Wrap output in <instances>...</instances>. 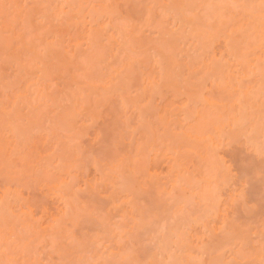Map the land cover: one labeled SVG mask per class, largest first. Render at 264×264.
<instances>
[{"label":"rangeland","instance_id":"1","mask_svg":"<svg viewBox=\"0 0 264 264\" xmlns=\"http://www.w3.org/2000/svg\"><path fill=\"white\" fill-rule=\"evenodd\" d=\"M2 1V2H1ZM11 1H13V0H11ZM88 1V7L87 6H85V9L87 10V8H88V10L90 9L89 8V5L91 6L93 3L92 2H90L91 0H87ZM95 1V0H94ZM99 0H97V1H95V3L96 2H98ZM101 1V3H102V1L103 0H100ZM100 1L97 3L98 4V7H100V8H97L96 7V5L97 4H95V6L93 7V8H95L96 10H98V11H100V12H106V9L104 8V4L106 5V6H108L109 7V9L110 10H114V11H112V12H114V16H112V14H111V17H110V15H109V17L111 18L110 20H109V17L107 18L106 17V22H108V21H111V23H109V26L112 24V26L113 27H115L116 29H114V28H112L111 26L108 28V31H110L109 29L110 28H112L113 29V31H112V29H111V33H113L114 35H116L115 34V32H117L118 31V29L120 28V31H121V29H122V33L124 32H126L125 34H119V35H126L125 36V40L127 41V40H131L130 42V44L128 43L129 41H127V44H123L125 47H123V48H126V51H127V53H126V51L123 49V50H120V55L122 56V58H120L121 60H122V62H121V60H119L118 61V55L116 56V59H117V62H119L120 64H123L124 63V61L126 60L127 62H129V60L128 59H130V62L131 63H129V64H131V67H132V62L135 60L136 61V63H137V65H135L136 63H135V61H134V64H133V67H134V69L136 70V74H138V73H140L139 71L140 70H142V68L141 67H144L145 65H143L145 62H146V59H150V61L152 62V64H153V59H155V57L158 55V54H156L155 55V53H154V51H153V49H154V47L156 46V45H158V46H156L157 48H158V50L156 49L155 50V52L157 53V51H158V53H159V51H160V54L162 53V51L164 50H162V48H165L166 49V51H168L167 50V48H168V46L169 45H171V47H173L175 50L174 51H176V48L177 47H175L174 45H180V43L179 44H176V42H178L179 40H182V38H180V37H182V33L180 34V33H176L177 31H175V33H173L174 32V30H175V28H173V30H172V33L171 34H173V35H171V39H173V42L175 43L173 46H172V44H171V41L172 40H170V42H169V36H168V32L170 33V31L171 30H169V29H171L172 27H175L176 26V21H174V20H172V21H174L175 22V24H174V22H173V24H171L170 26L169 25H167L168 23L170 24V22H166V21H168V20H171L172 19V17L170 16V15H172V16H176L175 15V13H176V10H178L179 11V9H183V12L187 9V8H191V6H194V8H197V7H195V5L196 4H193L194 2H190L189 3V0H188V2H186L187 0H165V2L167 3H165L163 0H157L158 1V3H156V0H154V2H153V0H105V1H103V4H101L102 6H100L99 5V3H100ZM110 1H112V2H110ZM129 1H133L132 3H130ZM135 1V2H134ZM174 1V2H173ZM190 1H197V0H190ZM208 0H203V3H206ZM212 1V0H211ZM210 0L208 1V2H210V3H212L210 6H211V9H210V6L209 7H207L206 8V10H205V12H203L204 10H202V14L203 13H205V14H207V9L209 8V10H210V12L212 13L213 11H211V10H213V8H215V10H214V13H212V14H214V15H212L210 12V14H211V19H210V17L208 16L209 15V13H208V15H202L201 14V9H205V8H201L200 7V5H198V4H200V3H202V0L200 1L199 0V3H197V5H198V7H199V9L200 10H197V11H195L194 10V12H195V14H194V12H193V10H192V8H191V11L193 12H191L192 14H194L193 16H195L196 14V16H197V18L199 19V21L200 22H198V23H200L199 25H201L202 23V21L204 20H202V18H205V17H202L201 18V16H207V18H209V20H208V22H207V20H205L207 23H208V25L211 27V25H212V27H213V29L214 28H216L217 27V29L218 28H220V26L219 25H217L216 27H214V25H216V24H218L217 23V21L216 20H214V19H217L218 18V16H219V18L224 14V12H223V14L221 13H218V14H220V15H217L216 13H217V11L219 12L220 11V9H223V11H225L224 10V8L226 9L227 8V10H231V12L230 13H232L233 11L232 10H237L236 11V13L238 12V16L239 17H237L239 20L241 19L242 21H244V19H246V17L244 16V14H243V16L241 17L240 15H242V14H240V13H242V12H239V11H243V10H239V6H238V4H237V2L236 1H234L235 3H236V5H233L232 3H233V0H213L212 2H211ZM248 1V2H247ZM244 0V3H245V6H248L246 3H249V0ZM252 0H250V2H251ZM32 2V3H31ZM49 2H50V4H51V0H41V1H39V0H35V1H31V0H16V4H15V0H14V4L16 5V6H14L13 8H11L10 7V2H9V0H0V12H1V14H0V18H2V20L0 19V28H1V30H0V35H1V37H0V51L2 50V52H0L1 53V55H0V61H1V63L0 64H2V62H6L7 63V65L9 64V62H11L12 60H14V61H12V62H14V63H11V65L9 66H7V65H4L5 67L7 66L8 68L9 67H14L15 68V70L16 71H18V64H16L15 66H13L16 62H15V60L17 59V58H15V57H18V56H20V60H19V58H18V63H22L19 67L20 68H22V66H23V68H22V70L21 71H24V73H26V74H24L23 72H21V74H17V75H20V77L22 78V81L19 79L20 77L19 76H15L14 75V72H16V71H13L14 69H11V68H7V69H5L4 67V71H2V70H0V72H4V74L3 75H5L6 74V78L5 77H3V79L4 80H6L5 82L3 81V83H4V85H6V86H4V88H3V83L1 84L0 83V85H1V87H0V110H1V112H0V119H1V122H2V125H1V122H0V131H7V132H9L8 130H1V128H5L4 126L7 124V121H8V119H10L9 120V122H11V119H12V124H14V126L16 127V128H13V127H8V128H5V129H9L10 130V128L11 129H17V131L19 130V132H17L16 131V133H17V135H18V133H19V138L18 139H12L11 137H13V136H17V135H13V136H11V134L10 135H8V134H6V137H5V135L2 133V132H0L2 135H4V137H5V141H4V143H3V141H2V139L4 140V138H1L0 137V144H2L3 146H1L0 145V199H1V196H2V193L4 192V191H6L7 189H8V191L9 190H11V193L13 194V192H15L14 190H16L17 192H18V194H20V198H21V203L19 202L18 203V205H15V206H20L21 204H22V206L21 207H23L22 209H23V211H28L29 213H30V217H28L27 218V220H26V218L24 219V221H25V223L26 224H24V225H28V224H33L34 222H36V221H38L39 222V224H40V222L43 224V226H45V225H47L48 223L47 222H49L50 221V219L51 218H53V217H57V215H58V212H59V210H61L62 209V202L59 200L58 201V199H56V198H54L53 196H51V194H49V192H47L46 191V188H45V186L47 185V183H49V184H51L52 182H57L58 181V174L59 173H57V171L59 172V170H56V171H54V169H53V167H55V166H57L60 162H62V164L64 163V161H66V165L69 167L70 165H68L69 164V162H70V164L72 165L73 163L75 164H73V166H76L75 167V172H76V177H75V179H74V182H72L73 184H74V187L77 189L78 188V190H80L79 192H78V190H75V189H73V184L69 181V179H71V177L70 178H68V181H69V184H68V186H69V190H75V191H77L78 193H79V195H80V197H79V202L82 204V206H81V212L80 211H77V213H74L75 215L77 214V216H76V218L73 216V218L74 219H77V218H79V221L78 220H76V223H78V224H76V225H78L77 227H75V228H71L70 230H69V227H68V224H69V226H70V224H72V222H70V221H74V219L72 220H69L70 218H72V217H70L67 221H69L68 223H67V227H65V228H67L69 231H73V232H71V234H73V236H75V234H76V236H75V240H74V242H76V240H77V242L79 243L78 245L79 246H77L76 244V247H74L75 245L74 244H71L70 245V243H68L69 241H71V240H69V239H67V243H65L66 242V238L64 237H62V239H64L62 242H57L56 244H60L61 243V245L60 246H62L60 249H58L56 246H54L55 244H53V243H55L54 241V238L56 237L57 239H58V235L57 236H55L54 238H53V240H52V242L53 243H51V239L49 240V242L52 244V247H50L49 248V250H51V248H54V247H56V250L58 251H60V253H58L56 250V252L54 251V249L52 250V251H50L49 252V250H48V247H47V244H49V243H46L45 242V244H43V242H41L42 244H40V246H38V244H35V245H37V246H35V247H33V248H38V250H37V248L35 249V250H37V252L35 251V255H36V253L38 254V256H37V258L39 259V261L37 260V261H35V256H34V252L32 253L33 255H32V257H33V261H32V258H31V255L30 254H26V251H28V253H30V252H32V250H30V249H33L32 248V246H34V244L32 245L31 244V242H30V237H29V230H31L30 228L31 227H33V226H31L30 225V228H29V230H28V234H26L25 235V233H22V234H24V238H22V235L20 236V234H19V236H20V238H22V243L24 244V248L22 247V246H20V248L18 249L17 248V251L15 250V251H13V250H9V249H6V251H5V247H4V245L5 244H3L2 245V243L3 242H5V240H3L2 241V243H1V240H0V246L2 245V247H1V249H2V251L0 250V264H10L9 263V261H10V259H11V257L13 258V260H16L17 258H18V256H19V259L20 260H23V258H25V260L26 259H28V261H26V262H32V264H35V263H37V264H97V263H99L98 262V260H97V262L96 261H94V259H95V257L98 255L96 252H95V248H91L90 246H92V247H94L96 244H92L93 243V239L95 238L94 236H96V234L98 233V241L99 242H101V241H103V242H101V246H98L99 244H97V246H96V248H97V250L99 251L100 250V252L99 253H101L102 254V251L103 252H107L108 254L112 251L114 254H115V252H116V254H118V252H117V249H120V252L122 251L123 252V250L124 251H127V253H129L130 254V256H132V257H129L128 255H127V253L126 252H124L126 255H127V258L129 257V259H131L130 261H131V263H129V262H127V263H125V264H132V261H133V263L134 264H142L143 262H144V260H145V257H147L148 256V254L150 253V251H158L157 250V248H156V250H154L155 249V247H156V245L157 246H159L160 248H161V243H159V236L161 237V235H162V237H163V235H165V238H167L166 237V234H164V229H166V230H168V228H169V226L170 225H168V224H171V226H172V224H173V228H174V226L177 224V225H179V227L180 228H178V226H177V230H184V229H181V227H185L186 225H184V226H180V224L182 223V222H184L185 220H187V217L186 216H184L183 214H185V210H184V212H183V209L180 211V209H179V211H180V214H179V211H177V210H173L174 208H175V204L177 203L176 202V198H177V195L179 194L180 196L182 195V192H181V190H180V192L178 193V191L179 190H177L176 192H177V195L175 194V198L173 199V197H171L172 199H170V197H169V200H171V203H169L170 201L168 200V197H165V199L167 200V202H165L166 200L164 199V200H162V197H160V195L162 196L163 194H164V196H166L165 194V192L163 191V193L162 194H158L157 193V190L158 189H160V191H162V189L161 188H164L165 190L167 189L168 191L170 190L171 191V189H170V187L171 186H169V185H172V179H171V176L169 177L170 179L168 180V176L170 175H168V164L170 165V162L171 161H169V159L170 158H164L165 157V155L163 154H161V156H164V157H162L163 158V160H162V158H161V156H159L158 154H160L159 153V151H158V153H157V155L155 154L156 152H155V150L153 151L152 149L153 148H155L156 147V149H157V146H155V144H153L155 147H153L152 148V143L150 144V142H151V140H154L155 139V137H156V139H157V137H160L158 140L160 141V142H162L163 140H165L166 141V137H165V135L167 136V140L168 139H170V141L168 140L167 142H165V141H163V143L164 144H161L160 145V142H157V141H155L157 144H158V146H159V150H160V152L162 153V151L163 150H166L167 151V149L169 148V147H173V146H175L176 148L178 147L177 145L179 144L180 145V143H184L183 142V139H184V141H185V138H186V136L184 137V136H182V134L183 133H185V127H186V124H184V125H181V123L185 120V119H183V121L181 122V120H182V116H180V115H182L181 113H180V111H177L178 109H181L182 107V104H183V102H184V100H185V102H187L186 100V98L184 99V96H186L187 94H190V92H192V94L194 93L193 91H196V90H194V88L192 87V86H194L196 89L198 88V87H203V82H204V84L206 83L205 81V79L204 78H202L203 80H205V81H202V84L201 83H199V86H195V85H192L193 84V81H197V80H199V75H196L194 78H193V75L196 73V69H198L197 70V73H198V71H199V69H200V75H201V73H203L204 71H206V70H208V69H204L203 70V68H194V67H198V64H197V60L195 61L194 59H192V60H194L195 62H196V66L194 65V64H192V66H193V69L195 70V73L192 75L191 74V77L193 78V80L191 79V77L188 75V70L185 72L186 73V76H187V78H188V76H189V81H187V83L189 84L190 82H191V80H192V83H190V85L189 86H191L190 87V90H187V89H183L184 91H183V94L181 93V94H179V95H181V96H179L178 95V93L179 92H181L182 91V88L179 90L178 89V82H177V90H176V87H175V84L174 85H172L173 83H171V86H173V89H171V88H169L168 87V91H169V93H168V91H167V89H166V91H160L159 92V97L160 96H162V97H158V93H156V91H155V93L153 94V96H152V93H151V95L150 96H152L151 98H150V96H149V94L148 95H145V98L148 96V101H149V104L148 105H150V106H148L147 105V111L146 110H144V109H142V113L144 114L145 113V111H146V113H145V115L143 116V114H142V116H143V120H142V122L141 123H139V125L141 126H139L138 127V124L135 122V120H136V118L138 117L137 116V114L138 113H136V111L134 112V111H132V109L131 108H134V106H132L131 104H133V101H132V103H130L131 102V99L132 100H134L133 98V94L134 93H136V92H139V91H136V86H139L138 84V80H139V78H138V76L134 73V69H133V67L131 68L132 70H129V73H127L128 74V76L127 77H129V74H131V71H133L132 73H134L135 75V77L133 76V74H132V77H133V79L131 78V75H130V78L132 79H129V78H127V79H129V80H127V81H129L130 83H135L136 82V84H130V85H128L129 87L131 86V89L128 87V91H126V93H128L127 95H125V97L126 96H128L127 98H129V99H127V98H124V96L122 97V96H120V95H118L120 92V90L118 91V94H113L112 92V94H110L109 92H110V90H109V92H107L106 91V93H105V90L103 91V89H102V87H97L96 88V85H95V88H93L94 86H92V88H91V86H90V82H91V85H92V83H98V86H99V81L101 82V80H102V78L104 79V80H106V83H105V81L103 80V84H104V86L106 87V84L108 83L107 82V78H108V75H109V77H110V74L112 73V72H114V70L112 71V69H110L111 67H113V68H115L113 65H116L115 63H117L116 62V60L114 61V60H112L113 62H115V63H113V64H111L110 66L111 67H106L105 69H104V63H103V65L101 64V63H99L98 64V62L102 59V61L104 60V56H107V50L105 51V53H102V52H104V50H105V46L106 45H108V42L106 43V44H104V48H103V43H104V41L106 42V39L103 41V40H101V42H100V40L99 41H96L95 42V39H97V38H93V40H94V42H95V44L96 43H98V42H100V43H102V44H99L100 45V47H99V45H97L98 47L97 48H99V49H97L96 48V45L94 46V47H88V46H90V44H88V43H86L85 44V29H83L82 28V26H78V27H81L82 29H80V30H84V31H82V37L81 36H79V35H81L79 32L77 33V31L78 30H76L77 29V27H76V29H75V27L73 26V28H72V26L71 27H67L66 25H64L65 24V20H61L62 22H63V24L60 22V24L62 25V26H60V27H63L62 29L58 26V25H54L55 24V22H54V19H52L53 20V22H54V24H52V20H51V17L49 16V15H51L52 13H50L52 10L51 9H53L52 7L55 5V4H57V2H56V0H54L53 2H52V5L53 6H49V8H51V9H49V10H51V11H49V13H48V15H46L45 13L46 12H44V11H47V10H45V9H47L46 7H48V6H46V5H49ZM105 2V3H104ZM141 2V3H140ZM161 2H163V3H161ZM173 4H172V3ZM177 2V3H176ZM183 2H184V4H183ZM208 2H207V4H208ZM239 2H241V1H239ZM238 2V3H239ZM13 3V2H12ZM55 3V4H54ZM108 3V4H107ZM137 3H140V4H138L137 5ZM156 3V4H155ZM182 3V8H181V6H178L179 4H181ZM186 3H188L189 4V6L191 5V3H192V5L189 7V6H185L186 7V9L184 8V5H186ZM203 3L201 4V6L202 7H204L203 6ZM234 3V4H235ZM254 3V2H253ZM34 4V5H33ZM131 4V5H130ZM135 4H136V6H135ZM162 4V6H160ZM176 4H177V6H176ZM187 4V5H188ZM12 5V4H11ZM40 5V6H39ZM87 5V4H86ZM119 5V6H118ZM129 5V7L127 8V6ZM132 5H134L135 7H137V10L135 9V7L134 6H132ZM150 5H151V7H150ZM172 7H171V6ZM174 5V6H173ZM196 5V6H197ZM215 7H214V6ZM241 5H244V4H242L241 3ZM250 5H251V3H250ZM56 6V5H55ZM145 9H143L142 7ZM146 6V7H145ZM147 6L150 8H147ZM176 6V7H175ZM206 6V5H205ZM213 6V7H212ZM220 6H222V7H220ZM226 6V7H225ZM238 6V7H237ZM254 6H256V4L254 5ZM124 7H125V9H124ZM154 7H155V9H154ZM157 7V8H156ZM159 7V8H158ZM168 7V8H167ZM177 7H180L179 9H177ZM218 7H220V9L219 10H217L216 11V9H218ZM238 8V9H235V8ZM27 8V9H26ZM45 8V9H44ZM140 8H142V9H140ZM171 8V9H170ZM172 8H174L175 9V11H174V9H172ZM243 8V7H242ZM248 8V7H247ZM253 8H255V7H252V8H250L249 7V9H253ZM32 11H31V10ZM35 9H36V11H35ZM83 10V12H84V14L83 15H86V13L85 12H87L86 10ZM124 9V10H123ZM138 9H139V11L142 13V12H144L143 14H144V16H143V14H140L139 13V11H138ZM151 9H152V12H151V15H150V11H151ZM154 9V10H153ZM246 9V8H245ZM249 9H246V10H248V12H249ZM33 10H34V12H33ZM91 10V9H90ZM136 10V11H135ZM148 10V11H147ZM208 10V11H209ZM239 10V11H238ZM245 10V11H246ZM257 9H253L252 11H256ZM32 12V16H31V13L30 12ZM116 11V12H115ZM123 11V12H122ZM170 11H172V14H171V12ZM177 11V12H178ZM188 11H189V9H188ZM222 11V10H221ZM220 11V12H221ZM244 11V12H245ZM21 12H23V13H21ZM27 12H29L28 14H29V17L30 18H28V17H26L25 18V16H26V13ZM89 12V11H88ZM111 12V11H110ZM118 12V13H117ZM132 12V13H131ZM181 12H182V10H181ZM183 12H182V15H183ZM186 12V11H185ZM190 12V11H189ZM189 12H187L186 14L188 15L189 14ZM229 12V11H228ZM25 13V14H24ZM73 15H74V12H71ZM91 13H92V11H91ZM107 13H109L108 12V9H107ZM146 13H147V15H146ZM166 13V14H165ZM174 13V14H173ZM179 13V12H178ZM229 13V14H230ZM249 13H251V11L249 12ZM252 13H254V12H252ZM251 13V14H252ZM19 14V15H18ZM121 14V15H120ZM139 14V16H137ZM177 14V13H176ZM185 14V13H184ZM201 14V15H200ZM226 14H227V16H230V15H228V13H227V11H226ZM235 15V13H232V15ZM247 14V13H246ZM15 15H17L16 17H19V18H15ZM23 15V16H22ZM37 15V16H36ZM42 15H44V16H42ZM46 15V16H45ZM70 13H69V20L71 19L70 18ZM88 15H90V12H89V14H87V16ZM181 15V14H180ZM180 15H179V18L177 17V19H179V20H183L184 22H186V21H188L189 20V18L192 16L191 14H190V17L189 18H187L188 20H184V19H181L182 17H180ZM181 15V16H182ZM199 15V16H198ZM217 16V18H215L214 16ZM225 15V14H224ZM233 15V16H234ZM75 16V15H74ZM87 16H85V19L87 18ZM121 16V17H120ZM166 16V17H165ZM171 18H170V17ZM24 17V18H23ZM71 17H73V16H71ZM127 17V18H126ZM131 17H133L134 18V20H133V18L131 19ZM139 17V18H138ZM223 17H226V15L225 16H223ZM232 17V16H231ZM235 17V16H234ZM241 17V18H240ZM243 17H244V19H243ZM33 18V20H34V18L36 19V22H40V23H38V24H42L41 26H40V28H39V26L38 25H36V32H33L34 30H33V28H32V26H31V24H33V26H35V24L34 23H36V22H31V24L29 25L28 23H30V20ZM46 18L48 21H50L51 22V24L45 19ZM53 18V17H52ZM88 18H90V16H88ZM121 18V19H120ZM143 18V19H142ZM168 18V19H167ZM183 18H184V16H183ZM192 18H195V17H191V19ZM227 18V17H226ZM228 18H230V17H228ZM22 19V20H21ZM62 19H64V18H62ZM136 19V20H135ZM138 19V20H137ZM142 19V20H141ZM185 19H186V17H185ZM223 19H225V18H223ZM234 19H236V18H234ZM23 20H26V21H24L23 22ZM38 20V21H37ZM40 20H42V21H40ZM60 20V19H59ZM88 20V19H87ZM90 20V19H89ZM88 20V21H89ZM122 21V22H120V21ZM141 20V21H140ZM193 20V19H192ZM194 20H196V19H194ZM202 20V21H201ZM225 20H227V19H225ZM237 20V19H236ZM236 20H233V18H232V20L231 19H229V21L230 22H232V21H236ZM239 20H237V22L239 23L240 21ZM3 21V22H2ZM22 21V22H21ZM35 21V20H34ZM58 21V20H57ZM164 21L166 22V23H164ZM178 22L177 23V25L179 24V23H181V25H183L184 27H185V25L183 24L184 22ZM205 21H203V24H205V26L202 24V26H204V27H206V31L207 32H205V29L203 28V27H201V28H203L204 29V32H203V30L202 31H200V35L199 36H197V37H200L201 35L203 36V35H205L206 33L208 34L207 35V37H206V35H205V37L207 38H204V36L202 37L201 36V38H198V39H200L201 40V42H204V43H206L207 41H209L208 39L210 38V37H212V35H214V37H215V35H217V33L218 32H220L221 33V31H222V33L225 35L227 32H226V30L228 29V26H229V24L231 25V23H229V22H226L225 24H228V25H226V26H224V23L221 25V26H224L226 29L224 30V27H223V30L222 29H218L217 30V32H216V29H214L215 30V32H216V34H212L211 35V33H212V31H210V32H208L209 31V27H208V25L206 26V23H205ZM210 21V22H209ZM212 21H213V23H212ZM216 21V22H215ZM221 21V20H220ZM42 22H45L46 24L44 25V23H42ZM59 22V21H58ZM237 22H232V24L233 25H235ZM251 23H252V21H250ZM2 23H4V24H6V27H9L10 26V28H9V30H15L16 32L18 31L19 33H20V38L19 39H17L18 37H19V33L17 34L16 33V35L14 34L15 33V31H12L13 32V34L11 33L10 34V32L7 34L6 33V31H9L8 30V28H7V30L6 31H4V30H2L3 28L1 27V26H3L2 25ZM11 23V24H10ZM24 23V24H23ZM80 23V22H79ZM78 23V24H79ZM84 23H87V21L86 22H84ZM194 23L196 24L197 23V21H194ZM211 23V24H210ZM250 23V24H251ZM7 24L9 25V26H7ZM26 24H28L29 25V27H31L30 29H29V27L26 25ZM37 24V23H36ZM57 24V23H56ZM194 24V25H195ZM12 25V26H11ZM27 27H26V26ZM51 25V26H50ZM54 25V26H53ZM80 25H82L81 23H80ZM118 25H119V27H118ZM123 25V26H122ZM198 25V26H199ZM233 25H231V27H233ZM245 24H242V27L244 26ZM5 26V25H4ZM3 26V27H4ZM26 28H25V27ZM38 26V27H37ZM125 26V27H124ZM168 26H169V29H168ZM190 26H191V28H190ZM246 26V25H245ZM244 26V27H245ZM247 26H249V23L247 24ZM251 26H253V24H251L250 25V27ZM14 29H13V28ZM118 27V28H117ZM166 27V28H165ZM171 27V28H170ZM178 27V26H177ZM180 27V26H179ZM182 27V26H181ZM186 27H187V25H186ZM235 27V26H234ZM236 27H239V26H236ZM250 27L249 28H247L248 30L250 29ZM12 28V29H11ZM25 28V29H24ZM40 30H39V29ZM43 28V29H42ZM71 28V30L69 31V29ZM162 28V30L160 31V29ZM189 28V30H191L192 28H193V23L190 25V21H189V23H188V27L187 28H185L186 30ZM195 28V29H194ZM194 31L195 30H197L198 29V31H199V28L200 27H198L197 28V26L195 27L194 26ZM207 28H209V29H207ZM255 28H257V27H255ZM254 28V26L253 27H251V31H247L246 29H244V30H246V33H244V31H243V29L241 28V30L240 31H243V32H240V34L242 35V33H244L242 36H240V37H243V39H239L238 38V36H235V38H234V40L235 41H239V42H241L240 40H242L243 42H241L242 44H238V43H236L235 41H233V45L235 46V44L237 45V46H235V47H239L238 45H240V47H239V49H241V46L242 45H244L243 47H242V49H241V51L243 52V50L247 53L246 54V56L248 57L249 56V54H251V53H248V52H250L252 49H253V47L251 48V47H248V51H247V49H246V47L249 45V46H251L252 44H253V46H255V44L257 45V43H254L255 41L257 42L258 40H255V39H259V35L257 34V32L259 31V30H257V29H255ZM4 29H5V27H4ZM27 29H29V30H27ZM61 30V32H65L66 31V29H68L67 30V32L66 33H68V35L66 34V33H60V31H58V30ZM177 29V28H176ZM184 28H182V30H179V31H184L183 30ZM229 29H230V27H229ZM235 29H237V28H235ZM252 29H254V30H256L257 32H255L254 30V32L252 31ZM56 33H60V34H56L57 35V37L55 36V34H54V32ZM57 30V31H56ZM114 30H117V31H114ZM166 30V32H167V30H168V32L165 34L164 32H162V31H165ZM189 30H187L188 32H190ZM210 30H212V29H210ZM219 30H221V31H219ZM1 31H4L3 33H1ZM38 31V32H37ZM187 31H185V32H187ZM198 31H196L195 33H198L199 34V32ZM224 31V32H223ZM237 31H238V29H237ZM51 33V35H50V33ZM84 32V33H83ZM159 32H160V35H159ZM162 32V33H161ZM187 32V33H188ZM252 32V33H251ZM5 33V34H4ZM45 33V34H44ZM54 35H53V34ZM72 33V34H71ZM110 33V32H109ZM187 33H185L186 34V37H187V35L189 34H187ZM193 33V30H192V32H191V34ZM195 33H193V34H195ZM202 33V34H201ZM205 33V34H204ZM210 33V34H209ZM251 33V34H250ZM4 34V35H3ZM65 34V35H64ZM76 34V35H75ZM165 34V35H164ZM175 34H177V35H175ZM181 36H180V35ZM234 34L235 33H233L232 35L234 36ZM237 34V33H236ZM235 34V35H236ZM248 34V38H246L247 35ZM255 34H257V38H256V35ZM8 35L9 36H12V37H15V36H17L18 35V37L15 39V40H17L18 42H20L19 44H17L18 42L17 41H15V42H17V43H13L12 41H10L9 40V44H10V46H7V44H8V42L6 41V40H8V39H12L11 37H8ZM46 35V36H45ZM53 35V36H52ZM72 35V36H71ZM167 35V38L165 39V36ZM179 35V37H177V41L174 39V38H176V36H178ZM195 35H197V34H195ZM209 35H211L210 37H209ZM221 36H222V34H220ZM238 35H239V33H238ZM252 35H253V37H255L254 39H253V37H252ZM2 36H4V38L2 37ZM6 36V37H5ZM55 36V37H54ZM58 36H60V38L58 37ZM123 36V37H124ZM172 36H175V37H172ZM184 36V35H183ZM192 36V35H191ZM8 37V38H7ZM65 37V38H64ZM72 38V40L74 41L75 39L77 40V41H72L71 42V40H70V38ZM84 37V38H83ZM123 37H121V38H123ZM185 37V36H184ZM183 37V38H184ZM185 37V38H186ZM195 37V36H194ZM194 37L192 38L193 39V41H191L189 44H190V47H192V46H194V49H195V47L196 46H199L200 45V47H201V45H203L204 43H201L200 42V40H199V42L200 43H198V42H196V40L194 41ZM197 37H195V39L197 38ZM209 37V38H208ZM213 37V38H214ZM252 37V38H251ZM1 38H2V40H1ZM56 38L58 39V40H56ZM78 38H81L82 40H83V42H84V44H80L81 46H82V49H80V51H77V53H76V50H74L71 46H73V44L72 43H78ZM180 38V39H179ZM189 38V37H188ZM187 38V39H188ZM203 38H204V41H203ZM212 38V39H213ZM236 38H238V39H236ZM245 38V39H244ZM22 39V40H21ZM55 41H54V40ZM68 40V41H70V44H71V46L70 47H68V42L66 41V40ZM80 39V40H81ZM124 39H123V41H124ZM191 39V40H192ZM198 39H197V41H198ZM6 42H5V41ZM13 41H14V39H12ZM79 40V41H80ZM81 40V41H82ZM98 40V39H97ZM165 40V41H164ZM167 40H168V42H167ZM188 40H190V39H188ZM205 40H207V41H205ZM246 40V41H245ZM255 40V41H254ZM22 41V42H21ZM52 41H54V42H52ZM103 41V42H102ZM125 41V42H126ZM184 43H185V45H186V43L187 42H189V41H184V40H182ZM237 41V42H238ZM254 41V42H253ZM5 42V45H2V43H4ZM66 43V44H64V43ZM143 42V43H142ZM164 42H165V46H164ZM179 42H181V41H179ZM192 42L194 43V44H192ZM196 42V43H195ZM11 43H13V46L11 45ZM53 45H52V44ZM136 43V44H135ZM170 43V44H169ZM184 43H183V45H184ZM8 44V45H9ZM58 44H60V45H58ZM64 44V45H63ZM68 44V45H67ZM92 44H93V42H92ZM129 44V45H128ZM139 44V45H138ZM143 44V45H142ZM146 46H145V45ZM168 44V45H167ZM197 44V45H196ZM18 45H19V47H18ZM79 45V46H80ZM131 45V46H130ZM136 45V46H135ZM182 45V44H181ZM180 45V46H181ZM178 46V47H180V48H178V50H181L182 48H184V50H185V48H187V46L185 47V45L184 46ZM188 45V44H187ZM246 45V46H245ZM4 47L5 46V48H2V47ZM55 46V47H54ZM65 46H67L66 48L68 49V48H71V49H66L65 48ZM78 46V47H79ZM80 46V47H81ZM132 46H133V48H132ZM167 46V47H166ZM9 49V51H8V49ZM51 47V48H50ZM74 47V46H73ZM102 47V48H101ZM129 47H130V49H129ZM139 47H141V48H139ZM155 47V48H156ZM160 47H162V48H160ZM171 47H169V52H167V53H169L170 54V56H169V58H172V56H171V54H173V53H176V52H178V50L176 51V52H174L173 51V49L171 50L170 48ZM199 47V48H200ZM245 47V48H244ZM256 47V46H255ZM254 47V48H255ZM60 48V49H59ZM76 49H77V47H75ZM86 48V49H85ZM88 48V49H87ZM89 48H91L90 50H89ZM100 48H101V51H99L100 50ZM122 48V46L120 47V49ZM139 48V49H138ZM189 48V47H188ZM193 48V47H192ZM244 48V49H243ZM249 48H251V50H249ZM31 49H33V50H31ZM45 49V50H44ZM54 51V52H52V50ZM93 49H94V51L95 50H97V51H95V52H93ZM160 49V50H159ZM190 49V48H189ZM198 49V48H197ZM237 49V48H236ZM10 50L13 52H10ZM25 50V51H24ZM43 50H44V53H43ZM78 50V49H77ZM130 50V51H129ZM133 50V51H132ZM162 50V51H161ZM184 50H181V51H184ZM188 50V49H187ZM255 50V49H254ZM4 51H8V52H10V53H12V54H15L14 52H18L19 53V55L17 56V54H16V56H13V55H9L8 54V52H7V54L4 52ZM47 51V52H46ZM50 51V52H49ZM63 51H68L67 53H65V52H63ZM75 51V53H73ZM121 51L123 52L122 54H124V55H122L121 54ZM132 51V52H131ZM50 54H49V53ZM63 52V53H62ZM78 52H79V54H78ZM97 52H99V53H97ZM164 52V51H163ZM173 52V53H172ZM210 52V51H209ZM208 52V54H205V56L206 57H209L210 58V54L211 53H209ZM240 52V51H239ZM245 52L243 53V56H241L242 54H239L240 56H241V58H246V57H244V55H245ZM252 52H253V50H252ZM3 53V54H2ZM42 53H43V55L45 56H42ZM52 53V54H51ZM55 53V54H54ZM81 53H82V55H81ZM94 53V54H93ZM119 53V52H118ZM145 53V54H144ZM167 53L165 54V52L164 53H162L161 55H163V54H165L164 56L166 57V55H167ZM179 53H181L180 51H179ZM177 54L178 55V57L177 58H179V56H180V54ZM183 53H185V52H183ZM189 53H191V52H188V54ZM241 53V52H240ZM99 54H101V55H99ZM102 54H105V55H103V57H101L100 59H97V55H98V57L99 56H102ZM127 54V56L125 57V55ZM128 54L130 55V56H128ZM149 55V57H148V55ZM168 54V55H169ZM57 55V56H56ZM64 55V56H63ZM71 55H72V57H71ZM119 55V56H120ZM150 55H152V56H154V57H152V56H150ZM168 55H167V57H168ZM177 55H175L174 54V58H176V56ZM208 55V56H207ZM60 56V57H59ZM67 56H68V59H67ZM82 57V59L80 60V57ZM182 56V55H181ZM187 56V55H186ZM186 56L184 57V56H182V57H184L185 58V60L187 61V58H186ZM205 56H203V60L205 61V63H207L208 61L207 60H209V62L211 61V59H204V57ZM12 58V57H14V59L12 58V60H11V58L10 59H7V58ZM51 57H53L52 59H51ZM74 57V58H73ZM79 57V58H78ZM130 57V58H129ZM57 58V59H56ZM76 58V61L74 60ZM127 58V59H126ZM132 58V59H131ZM151 58H152V60H151ZM168 58V59H169ZM174 58H172V60H174ZM175 59V63H176V60H178V62H177V64L176 65H180V63L182 62L181 61V57H180V60L179 59ZM188 58H190V57H188ZM4 59V61H2ZM46 59V60H45ZM70 59V60H69ZM79 59V60H78ZM105 59H106V57H105ZM164 59V58H163ZM165 59H167V58H165ZM164 59V60H165ZM226 59V58H225ZM9 60H11V61H9ZM22 60V61H21ZM63 60V61H62ZM69 60V61H68ZM86 61V65H84L83 63H85V62H83V61ZM133 60V61H132ZM141 60V61H140ZM170 60V59H169ZM168 60V62L170 63V61ZM199 60V59H198ZM200 60L202 61V59L200 58ZM8 61V62H7ZM17 61V60H16ZM57 61H58V63H57ZM64 61L66 62L65 64H63L64 63ZM72 61V62H71ZM75 61V62H74ZM80 61V62H79ZM96 61V62H95ZM125 61V62H126ZM140 61V62H139ZM166 62H167V60H165ZM179 61H180V63H179ZM186 61H184L183 60V63H185ZM193 61V62H194ZM101 62V61H100ZM144 62V63H143ZM150 62V63H151ZM172 62V61H171ZM189 62V61H188ZM194 62V63H195ZM5 63V64H6ZM39 63H41V64H39ZM61 63V64H60ZM71 63V64H70ZM75 63V64H74ZM78 63V64H77ZM106 63V62H105ZM109 63H111L110 61H109ZM140 63V64H139ZM143 63V64H142ZM148 63V60H147V62L145 63V64H147ZM169 63H167V65H168V67H170V66H172L173 67V62L172 63H170L171 65H169ZM187 63V62H186ZM185 63V64H186ZM198 63H200V61L198 62ZM4 64V63H3ZM129 64H127L128 65V67L130 66ZM165 64V63H164ZM173 64V65H172ZM203 67H205V65H207L208 66V64H205V65H203V63L201 62L200 63ZM18 65V66H17ZM48 65V66H47ZM66 65V66H65ZM69 65V66H68ZM102 65V66H101ZM109 64L107 63V66H108ZM119 64L117 63V66H118ZM125 65H126V63L124 64V65H122L123 66V68L125 69ZM127 65H126V69H128L127 68ZM139 65V66H138ZM141 65H143V66H141ZM154 65V64H153ZM176 65H174V67L173 68H175V66ZM178 65V66H179ZM186 65H188V64H186ZM190 65V64H189ZM210 65V64H209ZM1 66V65H0ZM16 66H17V68H16ZM64 68H63V67ZM85 66V67H84ZM88 66V67H87ZM122 66L120 65L118 68H116V70H115V73H116V71H121L123 68H122ZM136 66V67H135ZM138 66V67H137ZM149 66H151V64H149ZM155 66V65H154ZM165 66V65H164ZM183 66H184V64H183ZM191 66V65H190ZM192 66L191 67H189V66H187L188 67V69L190 68L191 69V71H193L192 70ZM207 66H206V68H207ZM52 67V68H51ZM86 67L88 68L87 70H86ZM153 67V66H152ZM150 68L151 70L152 69H154L155 67H153V68ZM166 67V66H165ZM172 67H170V68H172ZM177 67V66H176ZM182 66H179V68H181ZM186 67V68H187ZM201 67V66H200ZM0 68V69H1ZM107 68H108V71L109 70H111L110 71V73L107 71ZM120 68V69H119ZM122 68V69H121ZM138 68H141L140 70L138 69ZM145 68H147L148 69V65H147V67L145 66ZM167 68V67H166ZM169 68V69H170ZM183 68V67H182ZM208 68H210V66L208 67ZM10 69H11V71H10ZM24 69V70H23ZM90 69V70H89ZM100 69V70H99ZM118 69V70H117ZM138 69V70H137ZM156 69H159V67L157 68L156 67ZM168 69V68H167ZM167 69H165V71L167 70ZM169 69L167 70L168 72H169ZM177 69V68H176ZM201 69L203 70L202 72H201ZM25 70L27 71V72H25ZM56 70V71H55ZM62 70H63V72H62ZM78 70V71H77ZM99 70V71H98ZM160 70H162V68H160ZM175 70V69H174ZM178 70V69H177ZM186 69L184 68L183 70H180L179 72H183V71H185ZM210 70V69H209ZM41 71H43V72H41ZM61 71V72H60ZM105 71V75H104V77H102L100 74L102 73V75H103V72ZM124 71V70H123ZM122 71V72H123ZM128 71V70H127ZM126 71V72H127ZM143 71L145 72L146 71V69L144 70V68H143ZM143 71H141L142 72V78L145 76V74H146V77H144V78H147L149 75H150V73H145L144 75H143ZM148 71H149V69H148ZM162 71H164V69L162 70ZM161 71V72H162ZM160 72L161 74L160 75H164V76H167V74H168V72ZM170 71H172L173 72V69H170ZM101 72V73H100ZM108 73V75H107V73ZM122 72H120V73H122ZM147 72V71H146ZM156 72H157V70H156ZM190 72V71H189ZM194 72V71H193ZM192 72V73H193ZM8 73V74H7ZM17 73H20V69H19V72H17ZM32 73V74H31ZM151 73H153L152 71H151ZM155 73V72H154ZM158 74H159V72H157ZM167 73V74H166ZM173 73H175V72H173ZM12 74V76H10ZM54 74V75H53ZM71 74V75H70ZM114 73H112V75H113ZM126 74V75H127ZM169 74H170V72H169ZM179 74V73H178ZM177 72H176V75H175V77H177ZM2 75V74H1ZM14 75V76H13ZM26 75V76H25ZM39 75V76H38ZM40 75H41V77H40ZM53 75V76H52ZM75 75V76H74ZM122 76H124L123 74H121ZM120 75V76H121ZM153 75L155 76V74H152V75H150L151 77H153ZM184 72H183V75H182V77H184ZM23 76H24V78H23ZM59 76V77H58ZM66 76V77H65ZM71 76V77H70ZM114 76V75H113ZM158 76V75H157ZM163 76V77H164ZM179 76V75H178ZM202 76H204L203 74H202ZM15 77V79L16 80H14L15 81V83L12 81L13 80V78ZM28 77V78H27ZM41 78V80H40V78ZM60 77H61V79H60ZM65 77V78H64ZM107 77V78H106ZM116 77V76H115ZM138 78V79H135L134 80V78ZM140 77V76H139ZM160 77H162V76H160ZM169 77V76H168ZM167 77V78H168ZM170 77H172V76H170ZM180 77V76H179ZM178 77V78H179ZM197 77V78H196ZM2 78V77H1ZM0 78V79H1ZM47 78V79H46ZM59 78V79H58ZM119 79V77L117 76L116 77V79ZM154 78V77H153ZM156 78V77H155ZM165 78V77H164ZM167 78L165 79V80H167ZM173 78V81H174V77H172ZM177 78V79H178ZM186 78V77H185ZM184 78V79H185ZM12 79V80H11ZM110 80L111 79H113L114 81L113 82H116L115 80L116 79H114L112 76H111V78H109ZM121 79H123V78H121ZM121 79H119L118 81H120ZM151 79V78H150ZM161 79V78H160ZM180 80H184L183 78L181 79V78H179ZM178 79V81L180 82V80ZM12 81L13 83L12 84H14V85H12V87H13V89H12V87H11V84H9L8 83V81ZM84 80V81H83ZM91 80V81H90ZM99 80V81H98ZM126 80V78L124 79V81ZM143 81H142V85H144L143 84V82H144V79H142ZM152 80V79H151ZM158 79H156V81H157ZM169 80V79H168ZM167 80V81H168ZM172 80V79H171ZM0 81H2V79L0 80ZM9 81V82H10ZM24 81V83H22ZM57 81V82H56ZM62 81V82H61ZM93 81V82H92ZM97 81V82H96ZM133 81V82H132ZM146 81V80H145ZM161 81V80H160ZM160 81L158 82V83H160ZM162 81L164 82V80L162 79ZM161 81V82H162ZM177 81V80H176ZM175 81V82H176ZM21 82V83H20ZM35 82V83H34ZM166 82V81H165ZM164 82V83H165ZM184 82V81H183ZM182 82V83H183ZM194 82V84H196ZM32 83V84H31ZM67 83V84H66ZM84 83H87V84H89L88 86H89V88H91L92 89V92H93V90H95V92H94V94L92 93V92H90V93H92L94 96L93 97H91V95H90V93H88L87 92V90L89 91H91V89H89L88 88V86H87V84H86V86H85V84ZM102 83H100V85L102 84ZM119 83H121V82H119ZM125 83H128V82H126L125 81ZM168 83L170 84V82L168 81ZM181 83V84H182ZM187 83H185V86H186V84ZM76 84L78 85V86H76ZM102 84V85H103ZM111 85H109V83L107 84V85H109L110 87H106V88H111V86L113 87V84L112 83H110ZM114 84H116V83H114ZM129 84V83H128ZM140 84V85H141ZM162 84V83H161ZM160 84V85H161ZM168 84V85H169ZM180 84V85H181ZM80 85H82V86H80ZM117 85H118V83H117ZM127 85V84H126ZM164 85V84H163ZM163 85H161L162 87H164ZM167 82H166V84H165V88H167ZM74 86H76V87H74ZM115 86V85H114ZM122 86V85H121ZM182 86H183V84H182ZM181 86V87H182ZM188 85H187V87H189ZM9 87H10V89H9ZM80 87H81V89L82 90H86V94H89L90 96H89V99H88V101H89V106H90V109H89V107H88V105L86 104V102H85V100H84V98L86 97L87 98V96H85L86 94H85V91H84V95L83 94H81L82 96H81V100L79 99H77V97L79 98V96H75V93L76 92H78V90L80 89ZM85 87H87V89L85 88ZM118 87V86H117ZM117 87L116 88H114V89H116V90H118L117 89ZM133 87H135V88H133ZM141 87H143V86H141ZM161 87V90H163V88ZM85 88V89H84ZM119 88L121 89V87L119 86ZM122 88H124V85H123V87ZM140 88V87H139ZM164 88V89H165ZM192 88H193V90H192ZM206 88L208 89V91H211V93L213 92V95L214 96H216L215 94H214V90H212L213 88H211V90H209V88L206 86ZM3 89V90H2ZM15 89V90H14ZM64 89V92L62 91ZM65 89H68V91H73V95L74 96H72V97H75V99H74V101H76V99L78 100V101H81V103L80 104H82V106L81 105H79L78 107H82V108H75L76 110H78V112L81 114H78L79 115V117L77 116V114H76V112L73 110V112H75V113H72V112H70L68 109H67V107L68 108H70L68 105H66V107H65V105H62V103L61 104H56L55 102H54V98H56L57 97V101H62L63 103L64 102H66V101H64V100H66V98H64V96L62 97L61 96V93L63 92V94L66 96V97H68V98H70V96H68V92H66L67 90H65ZM105 89V88H104ZM160 89V88H159ZM158 88H157V90H159ZM201 89V88H200ZM214 89H216V88H214ZM10 90V91H9ZM44 90V91H43ZM81 90V91H82ZM112 90V89H111ZM121 90H123V89H121ZM138 90H140V89H138ZM197 90H199V88L197 89ZM203 90V93H204V90H206L205 88L204 89H202ZM14 91V92H13ZM62 91V92H61ZM124 91L125 90H123V92L122 93H124ZM133 91H136V92H133ZM172 91V92H171ZM173 91H176L177 92V95H175L176 94V92H173ZM179 91V92H178ZM186 91V92H185ZM190 91V92H189ZM199 91H201V90H199ZM198 91V92H199ZM208 91H206V92H208ZM216 92H219L218 90H215ZM44 92V93H43ZM57 92H58V94H57ZM205 92V93H206ZM19 93V94H18ZM42 93V94H41ZM66 93H68V94H66ZM79 93V92H78ZM77 93V94H78ZM81 93V92H80ZM102 93V94H101ZM103 93H105L104 94V96H103ZM142 93V92H141ZM168 93V94H167ZM211 93H210V95L209 96H211ZM23 94V95H22ZM60 94V95H59ZM96 94V95H95ZM102 96H101V95ZM138 94V93H137ZM135 95V96H137L138 97V95ZM140 94V93H139ZM147 94V93H146ZM157 94V95H156ZM185 94V95H184ZM225 94V93H224ZM12 95V96H11ZM14 95V96H13ZM19 95H21L20 97H19V99H18V96ZM41 95V96H40ZM59 95V96H58ZM71 95H72V93H71ZM132 95V96H131ZM143 95V94H142ZM194 95V94H193ZM193 95H191V96H193ZM195 95H196V93H195ZM194 95V96H195ZM223 95V94H222ZM222 95H221V93L219 92V94H218V98H215V99H217L219 102H221V101H223V99H221L222 98ZM230 95V94H229ZM7 96H9V97H7ZM17 96V100L16 99H14L15 97ZM96 96V97H95ZM119 96L121 97V98H123L124 100H125V104L126 103H128V102H126L127 100L129 101V104L131 105V107H129V106H127L128 104H126L125 106H124V101H123V99H120L119 98ZM140 96V95H139ZM190 96V95H189ZM193 96V97H194ZM213 96V97H214ZM227 96H228V94H227ZM6 97H7V100H6ZM51 99H50V98ZM53 97V98H52ZM90 97H91V99H92V102H90ZM132 97V98H131ZM136 97V98H137ZM143 97V96H142ZM156 97V98H155ZM225 97V96H224ZM3 98V99H2ZM11 98H13V99H11ZM25 98V99H24ZM82 98H83V100H82ZM191 98V101L190 100H188V101H190V103L191 104H194L193 103V100H194V98H192V97H190ZM227 98V97H226ZM9 99V100H8ZM23 99V100H22ZM45 99V100H44ZM54 99V100H53ZM71 99V98H70ZM139 99H141V98H139ZM160 99V100H159ZM188 99H189V97H188ZM193 99V100H192ZM5 102H4V101ZM17 101V103L15 102V104L17 105V106H15V105H13L12 104V102H14V101ZM50 100V101H49ZM52 100V101H51ZM94 100V101H93ZM121 100V101H120ZM141 100H143V102H144V100H146V99H144V97L141 99ZM228 100H229V97H228ZM46 101H48V102H46ZM56 101V102H57ZM68 101V100H67ZM137 100H135V104L137 103L136 102ZM53 102V104L54 105H52L51 103ZM84 102V103H83ZM143 102L142 101H140V102H138V104H136V105H138L139 106V103H142L143 104ZM227 101H225V104H227L226 103ZM3 103V104H2ZM9 103V104H8ZM50 103V104H49ZM67 103V102H66ZM69 103V102H68ZM76 103H77V101H76ZM96 103V104H95ZM145 103V102H144ZM146 103H148V102H146ZM145 103V104H146ZM222 103V102H221ZM229 103V102H228ZM11 104V105H10ZM70 104V103H69ZM73 104V103H72ZM75 104V103H74ZM77 104H79V103H77ZM85 105V107H84V105ZM142 104H140V106L142 105ZM187 104H188V106L187 107H189V103L187 102ZM198 104V103H197ZM224 104V103H223ZM6 105V106H5ZM7 105H8V107H7ZM13 105V106H12ZM48 107H47V106ZM60 107H59V106ZM95 105V106H94ZM144 105V104H143ZM142 105V106H143ZM184 105H186V104H184ZM200 105V104H199ZM199 105H196L195 104V106H197V108L199 107ZM2 106H5V107H2ZM53 106V107H52ZM58 106V108H59V110H58V108L56 109V107ZM72 106V105H71ZM76 106V105H75ZM94 107V109H93V107ZM100 106V107H99ZM128 108H127V107ZM141 106V107H142ZM192 106V105H191ZM194 106V105H193ZM194 106V108H195V111L197 110L198 111V109H196V107ZM203 106V105H202ZM7 107V108H6ZM16 107V108H15ZM126 107V108H125ZM137 107V106H136ZM144 107V106H143ZM142 107V108H143ZM179 107H181V108H179ZM187 107H185V108H187ZM6 108V109H5ZM9 108V109H8ZM10 108H12L11 109V111L12 112H10ZM48 108H50V109H48ZM61 108L64 110H61ZM73 108V107H72ZM87 108V109H86ZM140 108V107H139ZM200 108V107H199ZM4 111H3V110ZM19 109V110H18ZM55 109V110H54ZM93 109V110H92ZM182 109H184V108H182ZM181 109V110H182ZM202 109V108H201ZM134 110V109H133ZM136 110V109H135ZM153 110V111H152ZM188 110H192V112H193V108L191 109L190 107H189V109ZM187 110V111H188ZM207 110V109H206ZM7 111H8V113H7ZM51 111V112H50ZM66 111V112H65ZM82 111V112H81ZM139 110H137V112H138ZM150 111H151V113H150ZM186 111V112H187ZM194 111V112H195ZM211 111V110H210ZM4 112H5V114H4ZM9 112H10V114H9ZM60 112V114H61V112H62V114L63 113H65V116H66V118L65 119H62V117L63 116H59V113ZM88 112V113H87ZM178 112L180 113L179 115H178ZM199 112V111H198ZM202 112V111H201ZM200 112V113H201ZM49 113V114H48ZM67 113H69V115H76L75 117H77V119H81L82 121H79V120H77L75 117L73 118V116H69L71 119H74V121L72 122H70V123H72V124H70L69 122H67L70 118L69 117H67L68 115H67ZM71 113V114H70ZM84 113V114H83ZM91 113V114H90ZM134 113H136V115L134 114ZM188 113H189V111H188ZM7 114H9L8 115V119H7V117H6V115ZM14 114H18L17 116H14ZM205 114L206 115H204L205 117H206V119H213L214 118V114L212 115L211 114V117H209V116H207V115H209L208 113H206L205 112ZM216 114V113H215ZM223 114V113H222ZM221 114V117L223 116ZM50 117H49V116ZM64 115V114H63ZM159 115V116H158ZM178 117H177V116ZM202 115V114H201ZM201 116L202 118L204 117V116ZM220 114L218 113L216 116H219ZM58 116V117H57ZM83 118H82V117ZM135 116H137L136 118H135ZM142 116H140V114H139V117L138 118H140L141 119V117ZM157 116V117H156ZM180 116V117H179ZM185 116H187V115H185ZM184 116V113H183V117H185ZM213 116V117H212ZM215 116V117H216ZM225 116V115H224ZM2 117V118H1ZM4 117V118H3ZM49 117V118H48ZM53 117V118H52ZM89 117H91V120H90V118ZM94 117V118H93ZM160 117H162L163 118V120L160 118ZM192 117V116H191ZM204 117V118H205ZM209 117V118H208ZM220 117V118H221ZM47 118V119H46ZM59 118H61V119H59ZM69 118V119H68ZM87 118V119H86ZM137 118V119H138ZM188 118H190V117H188ZM187 117H186V120L188 119ZM217 118V117H216ZM216 118H214L215 120H216ZM5 119V120H4ZM66 119H68L66 122H67V124H68V129H70V125H72L73 126V128H71L70 130H66L67 129V127L64 129V130H66V131H68V132H64V131H57L58 129H56L55 130V127H54V125L52 124V122L53 123H55L54 121H56V125H60L61 127L63 126L62 125V122H60L61 120H66ZM147 119V120H146ZM193 119H195V117L193 118ZM213 119V120H214ZM223 119H225V118H223ZM223 119H219L218 121L221 123V122H224V120ZM46 120V121H45ZM49 120H50V125H53V131H52V129H51V127H50V125H48V123H47V121L49 122ZM53 120V121H52ZM60 120V121H59ZM162 120V121H161ZM186 120L184 121V123H186ZM192 120V119H191ZM202 120V119H201ZM226 120V119H225ZM4 121V122H3ZM57 121H59V123L57 124ZM75 121L76 122H79V123H81V125H79L78 123H75ZM141 121V120H140ZM161 121V122H160ZM211 121V120H210ZM209 121V122H210ZM217 121V120H216ZM6 122V123H5ZM64 122V121H63ZM90 122H91V124H90ZM193 123H195V127H194V124H191L194 128H196V129H198V131L199 132H201V129H203V130H205V131H209L210 129H211V122L209 123L207 120H203V124H200V125H197L196 124V122L197 121H195L194 122V120L192 121ZM5 123V124H4ZM11 123H9V124H7V125H9L10 126V124ZM83 123V124H82ZM187 123H188V121H187ZM191 123V121H190V119H189V123L188 124H190ZM198 124H199V121L197 122ZM201 123V122H200ZM213 123H214V121H213ZM40 124V125H39ZM42 124V125H41ZM66 123H65V125H67ZM75 124V125H74ZM187 124V128L189 129V127H191V125H188ZM219 124V123H218ZM34 125H35V130L33 131L32 129H33V127H34ZM37 125V126H36ZM47 125V126H46ZM55 125V126H56ZM64 125V126H65ZM144 125V126H143ZM202 125V126H201ZM214 125V124H213ZM212 125V126H213ZM215 125H217V123H215ZM3 126V127H2ZM39 126H44L43 127V130H38L39 128ZM88 126H90V127H88ZM138 127L137 129H136V127ZM143 126V127H142ZM189 126V127H188ZM197 126V127H196ZM202 128H201V127ZM45 127H46V129H45ZM60 127V128H61ZM88 127V128H87ZM134 127V128H133ZM199 127H200V129H199ZM29 128H30V131H29ZM51 131V134H52V137L50 136L51 134L50 133H48L49 131H48V129ZM58 128V127H57ZM59 128V129H60ZM64 128V127H63ZM213 128V127H212ZM81 130V131H79V130ZM147 129V130H146ZM150 129H152V130H150ZM187 129V130H188ZM14 130V131H15ZM32 130V131H31ZM36 130H38V131H41V133L40 134H38L39 132L38 131H36ZM44 130H45V132L46 133H48V134H50V135H48V134H46V133H43L44 132ZM55 130V131H54ZM73 130V131H72ZM133 130H135V131H133ZM195 130V129H194ZM14 131H13V133H14ZM21 131H23V134H25L26 132H27V134H26V136L28 137L29 136V142L27 143H24L23 141H25L24 139H26V137H25V135H24V139H22L21 137H23L22 135V132ZM29 131V132H28ZM48 131V132H47ZM77 131V132H76ZM143 131V132H142ZM146 133H145V132ZM148 131V132H147ZM155 131V132H154ZM184 131V132H183ZM211 131H212V129H211ZM12 132V131H11ZM20 132H21V134H20ZM32 132H36L34 135H31V134H33ZM53 132H54V134H53ZM58 132V133H57ZM62 132V134H60ZM141 132V133H140ZM188 132V131H187ZM31 133V134H30ZM43 133V134H42ZM57 133V134H56ZM77 133V134H76ZM83 133V134H82ZM149 133H152V134H149ZM156 135H158V136H156ZM167 133L169 134V135H167ZM209 133V132H208ZM0 134V135H1ZM45 134V135H44ZM147 134H149V135H147ZM1 135V136H2ZM56 137H55V136ZM62 135V136H61ZM185 135V134H184ZM44 136V137H43ZM47 136H48V138H47ZM149 136H150V138H149ZM152 136H154L153 138H152ZM11 138V139H9V138ZM54 137V138H53ZM59 137V138H58ZM14 138V137H13ZM149 138V139H148ZM152 138V139H151ZM31 139V140H30ZM51 139V140H50ZM162 139V140H161ZM17 140H20V141H18V144H16L15 142L17 141ZM53 140V141H52ZM55 140V141H54ZM148 140H150V141H148ZM8 141V142H7ZM10 141V142H9ZM13 141H15V142H13ZM26 141H28V139H26ZM224 141V138H223V140H222V142ZM15 143L16 145H18V147H16L17 148V150H14L12 153L13 154H11L10 155V151H12V148H14L15 149V146L13 147V146H11V145H15V144H12V143ZM34 142V143H33ZM145 142H147V143H145ZM154 142V143H155ZM187 142V141H186ZM227 142V141H226ZM10 143V144H9ZM7 144H8V148H7ZM147 144V145H146ZM224 144V145H223ZM223 144L221 145V150L219 151V156L220 155H222V157L223 158H225V161L227 162V164L228 165H230V168H233V169H231V170H233V174H235V176L236 177H239V178H241L240 180H239V182L238 181H236V185L234 186V187H232V188H230L231 189V193H233V190H234V193H235V195H233V196H231V195H229V193L230 192H228V195L230 196V198L232 197V199L233 198H236V197H239V195L240 194H242V196H245V197H240V198H242V201H243V203H247L246 205L245 204H243L242 206L243 207H241L239 204H241L242 202H240L241 200H237V199H235L234 200V202L235 201H237L239 204H237V203H233V205H232V202H233V200L231 201L230 199H227V198H229L227 195H224V197L222 196V200H221V198H220V207L222 206L221 204H223L224 202L226 203H224L225 205H223V206H225V207H221V209H223L222 211H221V213H223V211H225L226 213H224V214H228L226 217L227 218H229L228 220H229V222H227L226 221V225L225 226H227V225H229L228 227H225L224 226V228H223V230L225 229V231L227 230V229H229V227H230V230L228 231L227 230V232H225V236L223 235L222 236V234H220V233H218L217 231H215V232H217L216 234H215V238H220V237H222V239L220 238L219 239V241L217 240V242L218 243H214L215 241H216V239H214V238H212V240L210 239V241L209 242H213L214 240V244H209V245H207L206 243H203L204 241H201V243H202V245H204V249H205V251L202 249L203 247H202V245L200 244V246H199V244H198V238L199 237H201L202 238V240H209V239H206V237H209L208 236V233L206 234L207 236H203L202 237V233L204 234V232L206 233V231L205 230H203V232L202 231H200L201 229H203V227H201L200 228V225L198 226V229H197V227H195V229H194V227L192 226L191 228H193L194 230H192V231H194V233L192 232V233H189V234H191L190 235V237L191 236H193V234H194V237H195V235H196V238L197 239H195L194 237H191L192 239L194 238L196 241H197V243L196 244H198L197 245V247H199L200 249H198V250H200V251H202L201 253L203 254L202 256L200 255V256H197V257H199L198 259H200L201 258V260H205V261H203L204 263H201V264H209V261L210 260H212L213 261V263L214 264H216L217 262L216 261H219L220 259L219 258H222V260L224 261V263H223V261L222 260H220L219 262L220 263H218V264H234V261H233V258H235L236 259V256H237V261H235V262H237V263H240L241 262V264H250L251 262H253L252 260H250V259H252V257H253V260H256V259H254V256L255 257H257V255H259V253H260V256H262V260H263V258H264V165H261V164H264L263 162H264V160L262 161V163L261 162H259V161H261V160H258L259 158L258 157H256V158H258V159H255V157H254V155L251 153L252 151L249 149H247L246 147V149L243 147V145L242 144H236V143H234V144H236V145H234L233 143H231L230 144V146L227 144V143H224L223 142ZM149 145H151L150 147L152 148V149H150L149 148ZM163 145V146H162ZM242 145V146H241ZM21 146V147H20ZM147 148H145V147ZM169 146V147H168ZM182 146H184L183 144H182ZM188 146H189V144L187 143V146L185 145V147H186V149L184 148V149H180V148H182V147H178L181 151H179V153H182L183 154V150H184V152H185V150H187V148H188ZM235 146V147H234ZM238 146H240V147H238ZM7 148V150H6V148ZM143 147V148H142ZM166 147H168L167 149H165ZM173 148V149H176V148ZM232 147V148H231ZM242 147L244 148V149H242ZM10 148H11V150H10ZM148 148L150 149V150H152L150 153H148L149 151H148ZM177 148V150H179ZM19 149V150H18ZM146 149V150H145ZM171 149V148H170ZM169 150V149H168ZM226 150V151H225ZM245 150H246V152H245ZM174 151V150H173ZM235 151V152H234ZM239 151H240V153H242V155L241 154H238L239 153ZM250 152L249 154H248V152ZM168 152V151H167ZM229 152V153H228ZM232 152V153H231ZM164 153V152H163ZM169 153H171V152H169ZM245 153V155H243ZM49 154V155H48ZM184 154H188V156H189V158H187V159H189L188 161H187V159H186V157H188L187 155H186V157L184 158V157H182V155H180V156H178V154H177V157L176 158H178L179 159V157H181V158H183V159H181V160H179V162H181L182 160H183V164L182 165H185V167H186V169L188 170V171H190V172H193V170L196 168V171H197V173L199 174H197L196 172L194 173V175H195V177H197V176H201L202 175V177H203V175H206V171H207V173H211V169L210 168H207L205 165H207V164H204V162H205V159H204V162L203 163H201L203 160H201L200 161V158L201 159H203V156H205V155H203V153H202V155L201 156H198V158H197V155H194V158L195 159H193V157H192V153H188L187 151H186V153H184ZM167 155H169L168 153H167ZM207 156H208V159H209V161L212 163V165H213V161L212 160H214V159H212V158H214V155L211 153V155H213L212 156V158H211V160H210V153H208V154H206ZM224 155V156H223ZM232 155V156H231ZM238 155H240L241 156V158H240V156H238ZM45 156V157H44ZM68 158H67V157ZM155 156V157H154ZM170 156V155H169ZM168 156V157H169ZM196 156V157H195ZM251 156H253V157H251ZM53 158V163L51 162L52 161V159L51 158ZM57 157H59V158H57ZM156 157H158L159 159H155ZM171 157H172V153H171ZM236 157V158H235ZM38 158V159H37ZM46 158H48L49 160H50V163H49V161L48 160H46ZM61 158H63L64 159V161H62L63 159H61ZM66 158H67V160H66ZM161 158V159H160ZM175 158V157H174ZM192 158V159H191ZM205 158H206V160H207V157L205 156ZM239 158V160H237ZM242 158H243V160H242ZM39 159H41V161L42 162H40V161H38ZM45 159V160H44ZM55 159V160H54ZM59 160L60 161V159H61V161L59 162H57L56 160ZM69 159V160H68ZM72 161H71V160ZM166 159H168V160H166ZM177 159V160H178ZM249 159V160H248ZM44 160V161H43ZM152 160V161H151ZM155 160V161H154ZM158 160V161H157ZM231 160V161H230ZM245 160V161H244ZM39 162L38 163V165L37 166H35V164H37L36 162ZM208 161V160H207ZM206 161V162H207ZM209 161L207 162V163H209ZM240 161V162H239ZM45 162H48V165H46L47 163H45ZM54 162H57V164L56 163H54ZM68 162V163H67ZM76 162V163H75ZM178 162V163H179ZM205 162V163H206ZM230 164H229V163ZM237 162H238V165H237ZM244 164H243V163ZM41 163V164H40ZM43 163V164H42ZM61 164V163H60ZM60 164H59V166H60ZM61 164V165H62ZM131 164H132V166H131ZM171 164H172V162H171ZM201 164H204L203 166H201ZM246 164V165H245ZM41 165V166H40ZM50 165H51V167H50ZM65 164H63L62 166H64ZM65 165V166H66ZM121 165H123V166H121ZM127 165H130L129 167H133V173H132V171H130L132 174H135L134 173V170H136V174L134 175V177H132V175H131V177H132V179H131V177H130V175H129V171L127 172V168H124L123 169V167H125V166H127ZM209 165V164H208ZM240 165V166H239ZM242 165V166H241ZM45 166V168H43ZM46 166H48V168L46 167ZM53 166V167H52ZM62 166L60 167L61 169H63L62 168ZM119 166H121V170H123V171H126L127 172V176L129 175V178L130 179H128L129 180V182H128V184H126V187H127V185H128V187L129 188H131V187H134V189L133 188H131V190H130V192H129V189H125V186H123L124 188H121V190L123 189L124 190V192H125V190L127 191V193H128V195H129V199L131 200V202L132 203H130V201H128L127 199V197H128V195H127V197H125L126 199V201L127 202H129V204H131L132 205V209L131 208H129V206H128V204L127 205H123L124 203L122 202L123 200L122 199H124L123 198V190L121 191V192H119V191H115V190H117L115 187V189L114 188H112V186H111V182H110V184H105L106 182H105V180H107V183H108V178H110V176H113L114 174H116L115 173V171H116V169H118V167ZM68 167H65V169L66 168H68ZM81 169H80V168ZM199 167V168H198ZM205 167H206V169H205ZM241 167H243L242 169H241ZM246 169H245V168ZM238 168V169H237ZM258 168V169H257ZM56 169H57V167H56ZM65 169H63V170H65ZM250 169V170H249ZM253 169V170H252ZM62 170V171H63ZM68 170V169H67ZM71 170H73V167L71 166ZM121 170H119V172H121ZM199 170V171H198ZM202 170V171H201ZM238 170H241V171H238ZM257 170V171H256ZM259 170V171H258ZM122 171V173H126V172H123ZM205 171V172H204ZM237 171H238V173H240V174H238L237 173ZM243 171H244V173H243ZM69 172H71L70 171V167H69ZM74 172V170H73V173H75ZM80 172V173H79ZM190 172L186 175V177L187 176H189V175H191L190 174ZM60 173H63V172H60ZM82 173V174H81ZM130 173V174H131ZM204 173V174H203ZM243 173V174H242ZM262 173H263V175H262ZM212 174H213V172H212ZM255 174H258V175H255ZM58 175V176H57ZM71 175H74V174H72V172H71ZM119 175H121V176H123V174H119ZM153 175H156V176H153ZM193 175V174H192ZM197 175V176H196ZM238 175V176H237ZM82 176V177H81ZM116 176V175H115ZM127 176H124L125 178L127 177ZM207 176V175H206ZM210 176H212L211 174H210ZM255 176V177H254ZM259 177V178H256V177ZM108 177V178H107ZM124 177H122V178H119L118 176H117V178H119V179H122V181L124 180V182H126L127 183V181L128 180H125V179H123ZM136 177V178H135ZM192 177V176H191ZM66 178L67 177H65V180H66ZM80 178V179H79ZM112 178L114 179V180H116V182H117V179H115L114 178V176L113 177H111L110 179H109V181H112ZM187 178H189V177H187ZM197 178H199V177H197ZM239 178H237L236 180H238ZM247 178V179H246ZM101 179H102V181H104L105 183V185L104 184H102L101 183ZM105 179V180H104ZM134 179V182H132V180ZM137 179V180H136ZM250 179V180H249ZM255 180V181H254ZM72 181H73V179H72ZM121 181V180H120ZM121 181V182H122ZM263 181V182H262ZM51 182V183H50ZM113 182V181H112ZM115 182V181H114ZM182 182H184V181H182ZM260 182V183H259ZM43 183L44 184H46L45 186H43ZM72 184V187H71V184ZM75 183H77V185H79V187L75 184ZM120 183V182H119ZM132 184V185H130V184ZM134 183V184H133ZM169 183H171V184H169ZM238 183H240V184H238ZM95 184V185H94ZM97 184V185H96ZM124 184V183H123ZM179 184V183H178ZM185 184V186H186V183H184ZM235 184V183H234ZM245 184V185H244ZM91 185V186H90ZM117 184H115V186H116ZM125 185V184H124ZM77 186V187H76ZM114 186V185H113ZM117 186H119V184L117 185ZM116 186V187H117ZM121 187H122V185H120ZM135 186H137V187H135ZM182 186H183V184L181 183V185H180V189H183V188H185V189H188V187L186 188V187H183L182 188ZM233 186V185H232ZM70 187H71V189H70ZM94 187V188H93ZM139 187V188H138ZM195 187H198V186H195ZM117 188H119V187H117ZM138 190H136V189ZM209 188V187H208ZM208 188H206V189H208ZM218 188V187H217ZM234 188V189H233ZM238 188V189H237ZM85 189V190H84ZM93 191H92V190ZM114 189V190H113ZM196 189H201L200 187L199 188H196ZM215 189V188H214ZM239 189H241V193L239 192L240 190ZM87 190V191H86ZM94 190H95V192H94ZM134 190V191H133ZM193 190H195V189H193ZM13 191V192H12ZM72 191V192H73ZM188 191V190H187ZM186 191V192H187ZM196 191V190H195ZM198 191V190H197ZM196 191V192H197ZM200 191V190H199ZM198 191V192H199ZM205 191V190H204ZM216 191H217V189H216ZM219 189H218V193H219ZM69 192V191H68ZM134 194H133V193ZM159 192V191H158ZM194 192V191H193ZM208 192H209V194L206 192V193H204V198H206V196H207V194L208 195H210V196H212V194H214L213 192L210 194V191L208 190ZM221 192V191H220ZM237 192H239V195L238 196H236V193ZM126 193V192H125ZM130 193V194H129ZM159 193H161V192H159ZM181 193V194H180ZM230 193V194H231ZM82 194V195H81ZM158 194V195H157ZM173 194H174V192H173ZM226 194H227V192H226ZM15 195H17L16 193H15ZM13 196L12 195V197H13V200L15 199V198H18L17 196ZM84 195V196H83ZM122 195V196H121ZM168 195V194H167ZM187 195V197H188V194H186ZM186 195H184V196H186ZM200 195H202V191H201V193H200ZM77 196H78V194H77ZM120 196L122 197V198H120ZM125 196H126V194H125ZM184 196H182V197H184ZM215 196V195H214ZM153 197H155V199L153 198ZM179 197V196H178ZM120 198V199H119ZM149 198H151V199H149ZM113 199V200H112ZM178 199H180V201H181V197H179ZM178 199H177V201H178ZM225 199H227L226 201H225ZM13 200H11V201H13ZM112 200V201H111ZM122 200V201H121ZM157 200H158V202H157ZM173 200V201H172ZM175 200V201H174ZM185 201H186V199H184ZM230 200V201H229ZM88 201V202H87ZM110 201V202H109ZM114 201V202H113ZM118 201V202H117ZM146 201H148V202H146ZM154 201V202H153ZM161 201V202H160ZM222 201H224V202H222ZM62 204H61V203ZM78 202V203H79ZM107 202H109V203H107ZM113 202V203H112ZM120 202H122L123 204H121ZM151 202V203H150ZM153 202V203H152ZM165 202V203H164ZM175 203V204H173V203ZM222 202V203H221ZM231 203V204H228V203ZM262 202V203H261ZM11 203V202H10ZM15 203V202H14ZM14 203H11L10 204V206H12V207H14L13 205H14ZM17 203V202H16ZM15 203V204H16ZM110 203H112L113 204V206H119V208L116 206V207H114L113 208V206H110L111 204ZM166 203H168V204H166ZM179 203V202H178ZM186 203H188V202H186ZM186 203H184L185 205H186ZM189 203H190V201H189ZM195 203V202H194ZM193 203V204H194ZM261 203V204H260ZM80 204V205H81ZM143 204V205H142ZM150 204V205H149ZM157 204V205H156ZM162 204V205H161ZM180 204H182L181 202H180ZM179 204V205H180ZM184 204H182V205H177V206H179V207H176V209L177 208H187L186 209V211L187 210H190V214H192V216H194V217H196L195 215H197V214H195V215H193L194 213H199V212H194L195 211V208H192L191 206H189V204H187V206H189V207H191L192 209H189V207H184L183 205ZM192 204V203H191ZM204 204V203H203ZM203 204H201L202 206L201 207H204L203 206ZM208 204V203H207ZM79 204H78V206H80ZM123 205V206H122ZM133 205H134V207H133ZM159 205V206H158ZM173 207H172V206ZM197 205L198 204H196L195 203V206L197 207ZM228 205V206H227ZM239 205V206H238ZM250 205H252V206H255L256 205V207H252L251 208V206ZM84 206V207H83ZM87 206H88V208H87ZM109 206V207H108ZM135 206H136V208L137 209H135ZM138 206V207H137ZM142 206V207H141ZM157 206H158V208H159V211H158V209H157ZM160 206L163 208V209H161L160 208ZM172 207V208H170V207ZM194 206V207H195ZM244 206H247V208L245 209V207ZM248 206H250V208L248 207ZM82 207L83 208H85V209H83V211H82ZM139 207H140V209H139ZM147 207V208H146ZM234 207V208H233ZM241 207V208H240ZM15 208H17L18 209V207H14V209ZM107 208H108V210H107ZM122 208V209H121ZM124 208L126 209V212H125V210H124ZM133 208H134V210H133ZM164 208L165 209H167L166 211L164 210ZM240 208V209H239ZM243 208V209H242ZM249 208V209H248ZM114 209V210H113ZM130 209H131V212H130V214L128 213V211H130ZM198 209V208H197ZM196 209V210H197ZM225 209V210H224ZM263 210V211H261V210ZM86 210H88L87 211V213L88 212H90L91 214H86ZM119 210V211H118ZM138 210V211H137ZM139 210L141 211V212H143V213H141L140 212V214H139ZM157 210V211H156ZM173 210V211H172ZM199 210H200V207H199ZM17 211V210H16ZM93 211V212H92ZM107 211V212H106ZM134 211V212H133ZM146 211H148V212H146ZM152 211H154V212H152ZM170 211V212H169ZM176 211V213H174ZM191 211H193V213L191 212ZM198 211V210H197ZM232 211V212H231ZM85 213V214H82V215H85V216H83L82 217V215L80 214V213ZM133 212V214H131ZM137 212H138V216H139V218L137 217ZM162 212V213H161ZM174 213V216L172 215L173 213ZM178 212V213H177ZM181 212H182V214H181ZM121 213H125V216L126 217H124V218H122V215H124V214H121ZM128 213V215H126ZM144 213H151L150 215L148 214H144ZM160 213H161V215H160ZM167 213V214H166ZM187 213L189 214V212L187 211ZM232 213V214H231ZM238 213V214H237ZM143 214V215H142ZM165 214V215H164ZM176 214V215H175ZM188 214H186V215H188ZM247 214V215H246ZM257 214V215H256ZM92 215V216H91ZM130 215V216H129ZM152 215V216H151ZM154 215V216H153ZM178 215H180V216H178ZM199 215V214H198ZM250 215V216H249ZM259 215H260V218L262 219H260L259 218ZM132 216V217H131ZM135 216L137 217V219H142V218H140L141 216L143 217H145V216H148V217H150V218H152V220L150 221L147 217H146V219H148V221L150 222V224L148 223V222H146V223H148L147 225H148V227L147 226H145V224L144 225H142V226H144V229H142V227L141 228H139L141 225H140V223H142L143 221H146V220H144L145 218H143V221L142 222H137V224H138V226H137V224H136V226L138 227H135V229H137V230H135V229H133L134 230V232H133V230L130 232L129 230H128V228H130L131 229V227H133V226H128L127 224H130L131 222H129L130 220L131 221H133V217L135 218ZM161 216L163 217L162 219H161ZM168 216V217H167ZM171 216H172V218H171ZM179 217V218H175V217ZM190 216V215H189ZM247 216V217H246ZM258 217V219H257V217ZM85 217V219L87 220H84L83 218ZM87 217H93L92 219L90 218V220H88L89 218H87ZM129 217H131L132 219H130ZM154 217V218H153ZM167 219V221H165V218ZM182 217V218H181ZM246 219H245V218ZM252 217V218H251ZM81 218V219H80ZM128 218V219H127ZM173 218H175V219H173ZM183 218H184V221H183ZM192 217H190V219H191ZM257 220H256V219ZM97 219V220H96ZM123 219V220H122ZM124 219H127V220H124ZM136 218H135V220H134V222H136V220H137ZM156 219V220H155ZM170 219L173 221V222H171L170 221ZM181 220V221H179V220ZM188 219H189V217H188ZM233 221H232V220ZM9 219H7V220H4L2 223H7V221H8ZM93 220H94V222L95 221H98V222H96V223H93ZM129 220V221H128ZM154 220V221H153ZM208 219H206V221H207ZM256 220V221H255ZM78 221V222H77ZM83 221V222H82ZM91 221V222H90ZM137 221H139V220H137ZM141 221V220H140ZM152 221L155 223V221L157 222L158 221V223H155L156 225H157V227H156V231L157 232H159L158 234H155L156 233V231H154V229L153 228H155L154 226L155 225H152L153 226V228L151 229L150 227H152V226H150L151 224H152ZM174 221H176V222H174ZM189 221V220H188ZM210 220H208L207 222H205V224H207L208 222H209ZM232 221V222H231ZM254 221V222H253ZM1 222V221H0ZM11 222V221H10ZM86 222V223H85ZM134 222L132 223V224H134ZM160 222H161V224H160ZM162 222H164V223H162ZM171 222V223H170ZM231 222V223H230ZM241 222V223H240ZM250 222V223H249ZM1 223V224H2ZM99 223L101 224V225H99ZM153 223V224H154ZM215 223H216V221H215ZM229 223V224H228ZM252 223H254V224H252ZM9 224V223H8ZM38 224V223H37ZM73 224H75L74 222H73ZM82 224V225H81ZM96 226H95V225ZM159 224H160V227H159ZM175 224V225H174ZM183 224V223H182ZM185 224H187V221H185ZM188 224H191V222L189 223L188 222ZM214 223H212L211 225H213ZM232 224V225H231ZM251 224V225H250ZM255 224H257V225H255ZM259 224V225H258ZM125 225L126 226H128V228L127 227H125ZM140 225V226H139ZM208 225V224H207ZM245 225V226H244ZM247 225V226H246ZM20 226H23V225H19V227ZM72 226V225H71ZM89 226H90V228H89ZM100 226V227H99ZM122 226H124L123 228L127 231H122V230H124V229H122ZM166 226V227H165ZM175 226V227H176ZM189 226V230H190V226L191 225H188ZM188 226H186L185 227V230L184 231H186L187 230V227ZM202 226V225H201ZM232 226V227H231ZM249 226V227H248ZM255 226H258V227H256L255 228ZM18 227V226H17ZM18 227V228H19ZM27 227H29V225L27 226ZM26 227V228H27ZM79 227V228H78ZM159 227V228H158ZM164 227V229H162V228ZM207 227H209V226H207ZM211 227V226H210ZM209 227V228H210ZM240 227V228H239ZM17 228V230H20V228L18 229ZM22 228V227H21ZM77 228V229H76ZM104 228V229H103ZM107 228V229H106ZM127 228V229H126ZM146 228V229H145ZM227 228V229H226ZM231 228H232V230H231ZM236 228V229H235ZM245 228V229H244ZM249 228V229H248ZM16 229V228H15ZM24 228H22V230H23ZM33 229V228H32ZM113 229V230H112ZM147 229H149V231H150V229H151V231L153 232V234L152 235H154V236H152L151 235V231H150V233H147L146 231H147ZM158 229H160V230H158ZM176 229V228H175ZM205 229V228H204ZM257 229V230H256ZM22 230H20V232L22 231ZM80 230V231H79ZM86 230V232L87 233H85L84 231ZM89 230V231H88ZM104 230H105V232H104ZM109 230V231H108ZM112 230V234L113 235H109V233L107 234V237L105 236L106 234L105 233H107V232H110ZM119 230V231H118ZM146 230V231H145ZM166 230H165V232H166ZM180 230H179V232H180ZM207 230V229H206ZM237 230V231H236ZM69 231H67V232H69ZM75 231V232H74ZM100 231V232H99ZM121 231V233L120 234H118L119 232ZM142 231V232H141ZM144 231V232H143ZM163 231V234L161 233ZM230 231H232V232H234V234H238L237 235V237H236V235H233V233L231 232V233H229ZM242 231V232H241ZM19 232V231H18ZM19 232V233H20ZM82 232V233H81ZM94 232H96V234L94 233ZM128 232H130V233H132L131 234V236L130 235H127V234H125V233H128ZM175 232V231H174ZM177 232V231H176ZM188 232V230L186 231V233ZM208 232V231H207ZM256 232V233H255ZM149 234V235H145V234ZM169 235H170V229H169ZM167 233V234H168ZM171 233H172V228H171ZM212 233V232H211ZM214 233V232H213ZM222 233H224L223 231H222ZM229 233V235H227ZM89 234V235H88ZM95 234V235H94ZM115 234V235H114ZM129 234V233H128ZM134 234H136V235H134ZM182 234H183V231H182ZM240 234H242V235H240ZM27 235H28V239H27V241H29V242H27L25 239V237H27ZM61 234H59V236H60ZM118 236V238H116L117 236ZM119 235H120V237H119ZM151 235V236H150ZM185 235V234H184ZM212 235V234H211ZM216 235H217V237H216ZM221 235V236H220ZM226 235H227V237H226ZM230 235H231V237H236V238H231L230 237ZM248 235V236H247ZM68 236V235H67ZM73 236H71V235H69V237H73ZM85 236V237H84ZM93 238V239H90L91 237ZM96 236V237H97ZM109 236H111L110 238H112V239H110L109 238ZM115 236V237H114ZM121 236H123V239L122 240H120L119 241V239L120 238H122ZM148 236V237H147ZM53 237V236H52ZM77 237V238H76ZM106 237V238H105ZM136 237V238H135ZM158 237V238H157ZM211 237V236H210ZM238 237H240V238H238ZM242 237H243V239H242ZM245 237V238H244ZM55 238V239H56ZM83 238V239H82ZM110 239L109 241H107V239ZM131 238V239H130ZM149 238V239H148ZM169 238V237H168ZM171 238V237H170ZM170 238H169V240H170ZM182 238H186V237H184V236H182ZM188 238V237H187ZM190 238V239H191ZM201 238H199V239H201ZM231 240V242H228V241H230L229 239ZM249 238V239H248ZM61 238H59V240H60ZM80 239H81V241H80ZM115 239V240H114ZM116 239H118V240H116ZM156 239H157V241H156ZM164 239V238H163ZM194 239L191 241L190 240V245L193 243V244H195L194 243ZM233 239H234V241L236 242L237 240H241L242 239V242L243 243H239L238 241H237V243H235V242H233L232 243V241H233ZM237 239V240H236ZM92 241V243H90V241ZM95 240V239H94ZM161 240V239H160ZM166 240V239H165ZM164 240V241H165ZM188 240V239H187ZM44 241H48V238H47V240H44ZM88 241V242H87ZM97 241V242H98ZM112 241V242H111ZM115 241H116V243H115ZM132 241H134V242H132ZM156 241V242H155ZM163 241V242H164ZM200 241V240H199ZM205 241V242H206ZM80 242H82V244L80 243ZM96 242V243H97ZM127 242V243H126ZM155 244H154V243ZM162 242V241H161ZM166 242H168V241H166ZM192 242V243H191ZM27 243H29V245H31L29 248L27 247L28 245H27ZM63 243V244H62ZM86 244L87 246H85V245H83V244ZM104 245H103V244ZM106 243V244H105ZM108 243V244H107ZM159 245H158V244ZM183 243H185V241H183ZM189 243V242H188ZM200 243V242H199ZM222 243H224V245H222ZM226 243H229L230 245H228V244H226ZM244 243H247V244H244ZM254 243H256V244H254ZM25 244H26V246H25ZM80 244L81 245H83V246H80ZM116 244V245H115ZM152 244V245H151ZM163 244V243H162ZM195 244V245H196ZM207 246H206V245ZM236 244V245H235ZM240 244V245H239ZM258 244V245H257ZM44 245H46L45 247H44ZM50 245V244H49ZM48 245V246H49ZM67 245V246H66ZM137 245V246H136ZM154 245V246H153ZM186 245H187V243H186ZM190 245H187L189 248H187L186 250H187V252L186 251H184L183 253H182V255H184V254H186V253H188V251L190 252L189 254H191V252L192 251H195L194 249L192 250V248H194V247H191ZM6 246V245H5ZM51 246V245H50ZM54 246V247H53ZM57 246H59V245H57ZM74 248H73V247ZM84 246H85V248H84ZM89 246V247H88ZM105 247V248H103V247ZM120 247V248H117V247ZM125 246V247H124ZM129 246V247H128ZM152 246V247H151ZM214 246V247H213ZM217 246L219 247V246H221L220 248H217ZM25 247H27L26 248V250H25ZM43 247V248H42ZM47 247V248H46ZM66 247V248H65ZM122 247V248H121ZM137 247V248H136ZM151 247V248H150ZM158 247V248H159ZM196 247V246H195ZM210 247V248H209ZM212 247V248H211ZM41 248V249H40ZM77 248V249H76ZM78 248H79V250H78ZM84 248V249H83ZM102 248H103V250H102ZM125 248V249H124ZM159 248V249H160ZM175 248H177V247H174V249ZM184 249H185V247H183ZM247 248H248V250H247ZM23 249V250H22ZM123 249V250H122ZM127 249V250H126ZM130 249V250H129ZM189 249V250H188ZM213 251H212V250ZM220 249V250H219ZM226 249H227V251H226ZM229 249V250H228ZM246 249V250H245ZM8 250V251H7ZM22 250V251H21ZM65 250V251H64ZM77 250V251H76ZM84 250V251H83ZM89 250V251H88ZM96 250V251H97ZM105 250V251H104ZM206 250H207V252H209V250H210V252L208 253L209 255V257L208 256H206L207 255V252H206ZM233 250V251H232ZM260 250V251H259ZM17 252L16 254H18L17 255V258L15 259L14 258V256L13 255H15V254H13V255H11V253H13V252ZM19 251V252H18ZM23 251L25 252V254L23 253ZM30 251V252H29ZM75 251V252H74ZM88 251V252H87ZM91 251V252H90ZM97 251V252H98ZM110 251V252H109ZM137 251V252H136ZM177 251H179V249L178 250H176V252ZM180 251H182V250H180ZM222 251V252H221ZM55 252V253H54ZM70 252H72V253H70ZM87 252V253H86ZM96 253L97 255H95L94 256V259H93V257H92V255H93V253ZM121 252V253H122ZM149 252V253H148ZM195 252H197V251H195ZM213 253V255H211L212 253ZM236 252V253H235ZM262 252V253H261ZM20 253V254H19ZM21 253L22 254H24V255H22V256H20L21 255ZM47 253H49V254H47ZM62 253V254H61ZM106 253V258H107V256H108V254ZM132 253V254H131ZM137 253V254H136ZM155 255L157 254V253H155V252H153ZM152 253V254H153ZM193 253V252H192ZM198 253V252H197ZM233 253V254H232ZM257 253V254H256ZM101 254H99L100 255V257L101 256H103L104 255V253H103V255H101ZM113 255L112 254V258H113V256L114 257H116V256H118V255H120V254H118V255ZM136 254V255H135ZM147 254V255H146ZM158 254H159V251H158ZM157 254V255H158ZM180 254V253H179ZM194 254V253H193ZM193 254H191L192 256H195V255H193ZM216 254H218V255H216ZM220 254V255H219ZM251 254H252V256H251ZM27 255V256H26ZM73 255V256H72ZM99 255H98V257H99ZM124 255V254H123ZM125 255V256H126ZM146 255V256H145ZM178 255V254H177ZM197 255H199V253L197 254ZM205 255V256H204ZM230 255H231V259H232V261L230 262V263H228V261H230ZM242 255V256H241ZM24 256V257H23ZM66 256V257H65ZM69 258H68V257ZM89 256H90V259H89ZM109 256H111V254L109 255ZM136 256V257H135ZM150 256H153V255H150ZM149 256V257H150ZM179 257H180V255H178ZM247 256V257H246ZM16 257V256H15ZM29 257H30V259H29ZM77 257V258H76ZM104 257V256H103ZM102 257V259H104ZM119 257H121V256H119ZM158 257V256H157ZM159 257L160 258H158L159 259V261H161L160 259H161V256L159 255ZM204 257V258H203ZM205 257H207V258H205ZM211 257V258H210ZM213 257H215V258H213ZM233 257V258H232ZM239 257H241L240 259H238ZM22 258V259H21ZM36 258V259H37ZM110 258V257H109ZM127 258H126V260H127ZM156 259V257L154 256V257H152V260H154V259ZM210 258V259H209ZM260 258V257H259ZM76 259V260H75ZM98 259V258H97ZM100 259V258H99ZM114 259V258H113ZM113 259H109V261L110 260H113ZM117 259V258H116ZM120 259H123V260H125L124 258H120ZM133 259V260H132ZM148 260H149V258H147ZM157 259V260H158ZM163 259V258H162ZM214 259H216L215 260V262H214ZM147 260V261H148ZM208 260V261H207ZM238 260L240 261V262H238ZM249 260V261H248ZM261 260V261H262ZM11 261H12V259H11ZM10 261V262H11ZM99 261H101V260H99ZM103 261V260H102ZM108 261V263H110ZM118 261V260H117ZM120 261V260H119ZM122 261V260H121ZM128 261V260H127ZM146 261V262H147ZM154 261H156V260H154ZM243 261V262H242ZM20 261L17 259V261H16V263H14L13 261H12V263H14V264H21V263H19ZM22 262V261H21ZM24 262V261H23ZM26 262H25V264H26ZM33 262H35V263H33ZM96 262V263H95ZM114 262H115V264H121V262L119 263H116V260H114ZM114 262H112L113 264H114ZM202 262V261H201ZM222 262V263H221ZM250 262V263H249ZM102 262H100L99 264H101ZM112 263H110V264H112ZM122 263L124 264V262L122 261ZM212 263V264H213ZM23 264V263H22ZM27 264H29V263H27ZM31 264V263H30ZM146 264V263H145ZM211 264V263H210ZM251 264H264V260L262 261V262H259V263H251Z\"/></svg>","mask_w":264,"mask_h":264},{"label":"bare ground","instance_id":"2","mask_svg":"<svg viewBox=\"0 0 264 264\" xmlns=\"http://www.w3.org/2000/svg\"><path fill=\"white\" fill-rule=\"evenodd\" d=\"M31 1H35V0H31ZM37 1V0H36ZM39 1H41V0H39ZM54 0H51V4H50V2H49V5H46V6H48V7H46L47 9H45V10H47V11H44V12H46L45 14L46 15H48V13H49V11H51L50 13H52L51 15H49L50 17H51V20L52 19H54V22H55V24H54V22H53V20H52V24H54L55 26L56 25H58L59 27L60 26H62L61 24H60V22L63 24V22L61 21V20H65V24L64 25H66L67 27H71L72 25L75 27V29H76V27H77V29L76 30H78L77 31V33L79 32H81L80 34L81 35H79V36H81L82 37V31H84V30H80V29H85V44L86 43H88V44H90V46H88V47H94L95 45H96V48L98 47L97 45H99V44H102V43H100L101 42V40H103L104 38L106 39V42L104 41V43L102 44L103 45V48H104V44H106L107 42H108V45H106L105 46V50H104V52H102V53H105V51L108 53L107 54V56H104V60L102 61V59L98 62V64L99 63H101L102 65H103V63H104V69L106 68V67H111L112 65L111 64H113V63H115V62H113L112 60H116V62H117V59H116V56L118 55V61L119 60H121L120 58H122V56L120 55V50H125L126 51V48H123V47H125L123 44H127V41H129L128 43L130 44L131 42V40H125L124 38H125V36L124 35H119V34H125L124 32L122 33V29H121V31H120V28L118 29V31L117 30H114V31H117V32H115V34L116 35H114L113 33H111V29L112 28H114V29H116L115 27H113L112 26V24L110 25L112 28H110L109 30L110 31H108V28L110 27L109 26V23H111V21H108V22H106V17L108 18L109 17V15H110V17H111V14H112V16H114L113 14H114V12H112V11H114V10H110L109 9V7L108 6H106L105 4L103 5L104 6V8L106 9V12L104 11L103 13L102 12H100V11H98V10H96L95 8L97 7V8H100V7H98V2L100 1H98V2H96L95 3V1H97V0H91L90 2H92L93 4L90 6L89 5V8L91 9H89L88 10V8H87V10L85 9V6H87L88 7V1L87 0H56V2H57V4H55L54 6L52 5V2H53ZM103 1H105V0H103ZM103 1H102V3H101V1H100V3H99V5L100 6H102L101 4H103ZM107 1V0H106ZM109 1V0H108ZM128 1V0H127ZM151 1V0H150ZM164 2H165V0H163ZM169 1V0H168ZM178 1V0H177ZM180 1V0H179ZM201 1V0H200ZM206 1V0H205ZM209 1V0H208ZM207 1V2H208ZM211 1V0H210ZM213 1V0H212ZM211 1V2H212ZM234 1H236V0H233V5H236V3L234 2ZM239 1H241V2H238ZM236 2H237V4H238V6L240 7L239 8V10H243V11H239V12H242V13H240V14H242V15H240L241 17L243 16V14H244V16L246 17V19H244V17H243V19H244V21H242L241 19L239 20L237 17H239L238 15V12L236 13V11L237 10H232L233 12L232 13H235V17L232 15V13H230L231 12V10H227V8L225 9L224 8V10L225 11H223V9H220V7H222V6H220V7H218V9H216V11L217 10H219L220 9V11L218 12L217 11V15H220L221 13L223 14V12H224V14L226 15V17H223V16H225L224 14L219 18V16H218V18H217V16L215 15L214 17L215 18H217V19H214V20H216L217 21V23L218 24H216V25H214V27H216L217 25H219L220 26V28H218V29H222L223 30V27L224 26H226V25H228L229 23H231V25H233L232 24V22H237V20H239L240 22L238 23H236L235 25H233V27H231V25L229 24V26H228V29L226 30V34L224 35L223 33H222V31L221 30H219V31H221V33L220 32H218L217 33V35H215V37H214V35H212L213 33L214 34H216V32H217V27L216 28H214V29H216V32H215V30L213 29V27H212V25L214 24L213 23V21H212V25H211V27L208 25V20H209V18H207V16H201V18L202 17H205V18H202V20L203 21H205V20H207V22L205 21V23H206V26L208 25V27L210 28V29H212V30H210L209 28H207V29H209V31L208 32H210V31H212V33H211V35H212V37H210L211 35H209V41H207V40H205V41H207L206 43H204V42H201V40L200 39H198V38H201V36L200 37H197V36H199L200 35V31H202L203 30V32H204V29H205V32H207L206 31V27H204L205 26V24H203V21L201 22L204 26H202V24L201 25H199L200 23H198V22H200L199 21V19L197 18V14L195 15V16H193L194 14H195V12H194V10L195 11H197V10H200L199 9V7H198V5H200V7L201 8H205V9H201L200 11H201V14H202V10H204L203 12H205V10H206V8L207 7H209L212 3H210V2H208V4H207V2L206 3H203V0H202V3H203V6L204 7H202L201 6V4L202 3H200V4H198L197 5V3H199V0H197V1H190L189 0V3L190 2H194L193 4H196L195 5V7H197V8H194V6H191L192 5V3H191V8H192V10H193V12H194V14H192L193 12L191 11V8H187L186 9V7L187 6H189V4L188 3H186V5H184V8L186 9L184 12H183V9H179L180 7H177V9H179V11L178 10H176V13H175V15L176 16H172V15H170L171 17H172V19L171 20H168V21H166V22H170V24L168 23L167 25H171V24H173V22L174 21H176L177 23L178 22H182L183 20H179V19H177V17L179 18V15L181 14L182 15V12H183V15L181 16L180 15V17H182L181 19H184V20H188L187 18H189L190 17V14L192 15L191 17H195V18H192L191 19V17L189 18V20L188 21H186V22H184L183 24L185 25V27L183 26V25H181V23H179L178 25H177V23H176V26L175 27H170L171 29H169V26H168V29L169 30H171L170 31V33L168 32V30H167V32H166V30L165 31H162V32H164L165 34L167 33L168 34V36L170 37L168 40H169V42H170V40H172L171 41V44H172V46L175 44L174 42H173V39H171V35H173V34H171L172 33V30H173V28H175V30H174V32L173 33H175V31H177L176 33H182V37H180V38H182V40H184V41H189V42H187L186 43V45H185V43L182 41V40H179V41H181V42H176V44H179L180 43V45L182 44L183 45V43H184V45H185V47L187 46V48H185V50H184V48H182L181 50H184V51H181V50H178V48H180L181 46L180 45H178V46H180V47H178L177 45H174L175 47H177L176 48V51L178 50V52H176V51H174L175 49L173 48V47H171V45H169L168 46V48H167V50L168 51H166V49L165 48H162V47H160V48H162V50L165 52V54L167 53V52H169V47H171L170 49L172 50L173 49V51L174 52H176V53H173V54H171V56H172V58H174L175 56H174V54L175 55H177L178 53H179V51L181 52V53H179L180 54V56H179V58H177L178 57V55L176 56V58L177 59H179L180 60V57L182 58L181 59V63H180V61H179V63H180V65L179 66H182L181 68H179V66L178 65H176L177 64V62H178V60H176V63L174 62L175 61V59L176 58H174V60H172V58H169V56H170V54L169 53H167V55H168V57H167V55H166V57L164 56L165 54H163V55H161L162 53H164L162 50V53L160 54V51H159V53H158V51H157V53L155 52V50L157 49L158 50V48L156 47V46H158V45H156L155 47H154V49H153V51H154V53H155V55L156 54H158L156 57H155V59H153L152 60V58H151V60L153 61V64L155 65H153L152 64V62L150 61V59H146V62H147V60H148V63L147 64H145L144 62V64L143 65H145L146 67H147V65H148V69H149V71H148V69L147 68H145V66L144 67H141L142 68V70H140L141 68H138L140 71V73H138V74H136L135 72H136V70L134 69V67H133V64H134V61L132 62L133 64H132V67H133V71H134V73L138 76V78H139V80L137 81L139 84V86H136V91H139V92H136V91H133V92H136V93H134L133 95V99L134 100H132L131 99V102L130 103H132V101H133V104H131L132 106H134V108H131L132 109V111H136V113H138L137 114V116L139 117V114H140V116H142V109H144V110H146L147 111V105L149 104V101L147 100L148 99V96L145 98V95H148L149 94V96L151 95V93H152V96H153V94L155 93V91H156V93H158V97H159V92L160 91H166V89H167V91H168V87L169 88H171V89H173V86H171V83H173L172 85H174L175 84V87H176V90H177V82H178V89L180 88H182V91L181 92H179L178 93V95L179 94H183V91L185 90V89H187V90H190V87L192 86V85H195V86H199V83H201L202 84V81H205L206 83L204 84V82H203V87H198L199 88V90H201V91H199V90H197L194 86H192L193 88H194V90H196V91H193L194 93V95H195V93H196V95L194 96L193 94H192V92H190V94H187L186 96H184V99L186 98L187 100V102L189 103V107L192 109L193 108V112H192V110H188L189 109V107H187L188 106V104H187V102H185V100H184V102H183V104H182V108H184V109H182L181 107H179V108H181V109H178L177 111H180V113L182 114V115H180V116H182V120H181V122L183 121V119H185L186 120V117L188 118V117H190V118H188L187 120H186V123H184V121L181 123V125H184V124H186V127H185V133H183L182 134V136H186V138H185V141H184V139H183V142L184 143H180V145L178 144L177 146L180 148V147H182V148H180L181 150L182 149H186V147H185V145L187 146V143L189 144V146H188V148H187V150H185V152H184V150H183V154L182 153H179V151H181L178 147V149L179 150H177V148L175 147V146H173V147H166L165 149H167V151L166 150H163L162 151V153L160 152V150H159V146H158V144L155 142V141H157V142H160L158 139L160 138V137H157V139H156V137H155V141L154 140H151V142H150V144L152 143V145L153 144H155V146H157V149H156V147L153 145L152 146V148L153 147H155V148H151L150 146L151 145H149V148L150 149H152L153 151L155 150V154L157 155V153H158V151H159V153L160 154H158L159 156H161V154L163 155H165V157L164 156H161V158L162 157H164V158H170L169 159V161H171L172 162V164H171V162H170V165L168 164V180L170 179L169 177L171 176V179H172V185H169V186H171L170 187V189H171V191L169 190H165L164 188H161L162 189V191H160V189H158L157 190V193L160 195V194H162L163 193V191L166 193L165 195L166 196H164V194L161 196L160 195V197H162V200H164L165 199V197H168V200H169V197H170V199H172L171 197H173V199L175 198L174 196H175V194L177 195V190H179L178 191V193L180 192V190H181V192H182V195L180 196L179 194L177 195V198H176V204L175 203H173V204H175V208L173 209V210H177V211H179V209H180V211L183 209V212H184V210H185V214H183L184 216H186L187 217V220H185V221H187V224H185V221H184V218H183V221L184 222H182L181 224H180V226L182 225V226H184V225H186V226H188V225H191L190 226V230H189V226L187 227V230H188V232L186 233V231H184L185 230V227L183 228V227H181V229H184V230H180V232H179V230H177V226H178V228H180L179 227V225H177L178 223L176 222V221H174V222H176L177 224V226L175 227L174 226V228L172 227L173 226V224H172V226H171V224H168V225H170L169 226V228H168V230H166V229H164V227L162 228V229H164L163 231H164V234H166V237L168 236L169 238H170V240H169V238L167 237V238H165V235H163V237H162V235H161V237L159 236V238L161 239H159V243H161V248L159 247V246H157L156 245V247H155V249L154 250H156V248H157V250L159 251V254H158V251H150V253L148 254V256L147 257H145V260H144V262L142 263V264H201V263H204L203 261H205V260H201V258L200 259H198L199 257H197V256H202L203 254L201 253L203 250L205 251V249H204V245H202V243H201V241H204L203 243H208L207 245H209V244H214V243H218L217 242V240L219 241V239L221 238L222 239V237H220V238H218L217 237V235H216V237L217 238H215V234L218 232V233H220V234H222V236L224 235L225 236V232H227V230L229 231L230 230V227H229V229H227L226 231H225V229L223 230V228H224V226L226 225V221L227 222H229V218H227L226 216L229 214H224V213H226L225 211H223V213H221V211L223 210V209H221V207H225V206H223V205H225L226 203L224 202V201H222V202H224L223 204H221L222 206L220 207V201L223 199L222 198V196L224 197V195H227L229 198H227V199H230L231 201L233 200V202H232V205H233V203H237V204H239L237 201H235L234 202V200L235 199H237L238 201L239 200H241L240 202H242L241 204H239L241 207H243L242 205L243 204H245V203H243V201H242V198H240V197H245V196H242V194H240L239 195V192L241 193V189H239L240 191L239 192H237L236 193V196H238L239 195V197H236V198H233L232 199V197L230 198V196L229 195H231V196H233V195H235V193H234V190H233V193H231V189L230 188H232V187H234L237 183H236V181H238L239 182V180L241 179V178H239V177H236L235 176V174H233L234 172H233V170H231V169H233V168H230V165H228L227 164V162L225 161V158H223L222 157V155H220L219 156V151L222 149L221 148V145L223 144V142L224 143H227L229 146H230V144L231 143H238V144H242L243 145V147L245 148H249L252 152V154L254 155V157H255V159H258V160H261V161H259V162H261L262 163V161L264 160V0H252L251 2H250V0H249V3H246L248 6H245V3H244V0H237ZM247 1V0H246ZM2 2V1H1ZM9 2H10V7L11 8H13L14 6H16L15 4H16V0H15V4H14V0L13 1H11V0H9ZM13 2V3H12ZM110 2H112V1H110ZM130 3H132L131 1H129ZM135 2V1H134ZM153 2H154V0H153ZM174 2V1H173ZM186 2H188V0L186 1ZM248 2V1H247ZM254 2V3H253ZM32 3V2H31ZM105 3V2H104ZM141 3V2H140ZM140 3H137V5L138 4H140ZM156 3H158V1L156 0ZM155 3V4H156ZM161 3H163V2H161ZM166 3V2H165ZM172 3V2H171ZM177 3V2H176ZM235 3V4H234ZM241 3L242 4H244V5H241ZM250 3H251V5H250ZM12 4V5H11ZM87 4V5H86ZM95 4H97L96 5V7L95 8H93L94 6H95ZM108 4V3H107ZM167 4V3H166ZM173 4V3H172ZM183 4H184V2H183ZM188 4V5H187ZM256 4V6H254ZM14 5V6H13ZM34 5V4H33ZM53 6L52 8L53 9H51V8H49V6ZM94 5V6H93ZM131 5V4H130ZM141 5V4H140ZM182 5V3L181 4H179L178 6H181ZM206 5V6H205ZM209 5V6H208ZM40 6V5H39ZM119 6V5H118ZM132 6H134V5H132ZM135 6H136V4H135ZM134 6V7H135ZM139 6V5H138ZM160 6H162V4L160 5ZM171 6V5H170ZM174 6V5H173ZM176 6H177V4H176ZM175 6V7H176ZM186 6V7H185ZM189 6V7H190ZM214 6V5H213ZM212 6V7H213ZM216 6V5H215ZM214 6V7H215ZM237 6V7H238ZM129 7V5L127 6V8ZM142 7V6H141ZM146 7V6H145ZM150 7H151V5H150ZM172 7V6H171ZM226 7V6H225ZM235 8V9H238V8ZM243 7V8H242ZM248 7V8H247ZM249 7L250 8H252V7H255V8H253V9H257L256 11H252L253 9H249ZM143 8V7H142ZM142 8H140V9H142ZM147 8H149L148 6H147ZM157 8V7H156ZM159 8V7H158ZM168 8V7H167ZM181 8H182V6H181ZM249 9V12L251 11V13L252 12H254V13H249L248 12V10H246V9ZM27 9V8H26ZM49 9H51V10H49ZM86 10L87 12H85L86 13V15H83L84 14V12H83V10ZM107 9H108V12L109 13H107ZM124 9H125V7H124ZM123 9V10H124ZM135 9L137 10V7H135ZM144 9V8H143ZM150 9V8H149ZM154 9H155V7H154ZM153 9V10H154ZM171 9V8H170ZM172 9H174V8H172ZM188 9H189V11H188ZM197 9V10H196ZM210 9H211V6H210ZM31 10V9H30ZM135 10V11H136ZM145 10V9H144ZM181 10H182V12H181ZM209 10V8L207 9V14H205V13H203L202 15H208V13L210 12V10ZM214 10H215V8H213V10H211V11H213L212 13H214ZM246 10V11H245ZM32 11V10H31ZM35 11H36V9H35ZM90 12V15H88V16H90V18H88V16H87V14H89V12ZM91 11H92V13H91ZM111 11V12H110ZM138 11H139V9H138ZM148 11V10H147ZM174 11H175V9H174ZM179 13H178V12ZM199 11V12H200ZM226 11H227V13H228V15H230V16H227V14H226ZM229 11V12H228ZM245 11V12H244ZM30 12V11H29ZM29 12H27L26 13V16H25V18L26 17H28V18H30L35 12H34V10H33V14H32V12H30L31 13V16L29 17ZM71 12H74V15L71 13ZM116 12V11H115ZM123 12V11H122ZM145 12V11H144ZM144 12H140L139 11V13L140 14H143ZM151 12H152V9H151V11H150V15H151ZM171 12V14H172V11H170ZM187 12H189V14L187 15L186 13ZM192 12V13H191ZM198 12V11H197ZM198 12V13H199ZM21 13H23V12H21ZM69 13L71 14L70 15V20L68 19L69 18ZM118 13V12H117ZM132 13V12H131ZM185 13V14H184ZM211 13V12H210ZM209 13V17L211 16V14ZM218 13H220V14H218ZM230 13V14H229ZM247 13V14H246ZM0 14H1V12H0ZM25 14V13H24ZM166 14V13H165ZM174 14V13H173ZM200 14V15H201ZM215 14V13H214ZM214 14H212V15H214ZM19 15V14H18ZM35 15V14H34ZM45 15V16H46ZM121 15V14H120ZM146 15H147V13H146ZM17 15H15V18H19V17H16ZM23 16V15H22ZM37 16V15H36ZM42 16H44V15H42ZM71 16H73V17H71ZM85 16H87V18L85 19ZM137 16H139V14L137 15ZM143 16H144V14H143ZM169 16V17H170ZM183 16H184V18H183ZM199 16V15H198ZM232 16V17H231ZM237 16V17H236ZM53 17V18H52ZM68 17V18H67ZM109 17V20L111 19ZM121 17V16H120ZM166 17V16H165ZM170 17V18H171ZM185 17H186V19H185ZM228 17H230V18H228ZM240 17V18H241ZM21 18V17H20ZM24 18V17H23ZM62 18H64V19H62ZM127 18V17H126ZM133 17H131V19H132ZM139 18V17H138ZM175 20H174V19ZM223 18H225V19H227V20H225V19H223ZM232 18H233V20H236V21H232V22H230L229 21V19H231L232 20ZM234 18H236V19H234ZM1 20H2V18H0ZM37 19V18H36ZM36 19L34 18V20H33V18L30 20V23H28L29 25L31 24V22L33 23V22H36ZM44 19V18H43ZM46 19V18H45ZM44 19V20H45ZM60 19V20H59ZM89 21H88V20ZM121 19V18H120ZM143 19V18H142ZM141 19V20H142ZM168 19V18H167ZM194 19H196V20H194ZM210 19H211V17H210ZM22 20V19H21ZM47 20V19H46ZM59 22H58V21ZM133 20H134V18H133ZM136 20V19H135ZM138 20V19H137ZM140 20V21H141ZM172 20H174V21H172ZM212 20V19H211ZM221 20V21H220ZM24 21H26V20H23V22ZM38 21V20H37ZM40 21H42V20H40ZM48 21V20H47ZM87 21V23H84V22H86ZM120 21V20H119ZM189 21H190V25L193 23V28H194V26L196 27L197 26V28L198 27H200L199 28V31H198V29L197 30H195L194 31V29L192 28L191 30H189V28L187 29V30H189L190 32H188L185 28H187L188 27V23H189ZM194 21H197V23L195 24L194 23ZM215 21V22H216ZM229 22L228 24H225L226 22ZM250 21H252V23L250 22ZM3 22V21H2ZM22 22V21H21ZM50 24H51V22L50 21H48ZM82 24V25H80V23ZM120 22H122V21H120ZM165 21H164V23H166ZM210 22V21H209ZM37 23V24H36ZM36 23H34L35 24V26H33V24H31V26H32V28H33V30L35 29H37L36 28V25H38L39 26V28H40V26L42 25V24H38V23H40V22H36ZM42 23H44V25L46 24L45 22H42ZM57 23V24H56ZM79 23V24H78ZM224 23V26H221L222 24ZM249 23V26H247V24ZM253 24V26H254V28L255 27H257V28H255V29H257V30H259L258 32L256 31V30H254V29H252V31L254 30L255 32H257V34L259 35V39L257 38L258 36H257V34H255L256 35V38L257 39H255V40H258L257 42L255 41H253L254 43H257V45L255 44V46H253V44L251 45V46H247L246 47V49H247V51H248V47H253V52H252V50H251V48H249V50H251L250 52H248V53H251V54H249V56L247 57L246 56V50L244 51L243 50V52L241 51V49H242V47L244 46V45H242L241 46V49H239V47H240V45H238L239 47H235V46H237L236 44H235V46L233 45L234 43H233V41H235L234 40V38H235V36H238V38L240 39H243V37H240V36H242L244 33H246V30L247 31H251L250 29H251V27H253V26H251L250 27V25L251 24ZM11 24V23H10ZM24 24V23H23ZM28 24H26L28 27H29V25ZM174 24H175V22H174ZM195 24V25H194ZM211 24V23H210ZM242 24H245L243 27H242ZM2 25L5 27V29H4V27L3 26H1L3 29L2 30H4V31H6L7 30V28H8V30H9V28H10V26L7 24V26H9V27H6V24H4V23H2ZM25 25V26H26ZM53 25V26H54ZM82 26V28L81 27H78V26ZM186 25H187V27H186ZM199 25V26H198ZM12 26V25H11ZM24 26V27H25ZM26 26V27H27ZM37 26V27H38ZM43 26V25H42ZM51 26V25H50ZM73 26H72V28H73ZM123 26V25H122ZM178 26V27H177ZM180 26V27H179ZM182 26V27H181ZM235 26V27H234ZM236 26H239V27H236ZM25 27V28H26ZM118 27H119V25H118ZM117 27V28H118ZM125 27V26H124ZM201 27H203V28H201ZM229 27H230V29H229ZM250 27V29L248 30L247 28H249ZM13 28V27H12ZM11 28V29H12ZM24 28V29H25ZM31 27H29V29H30ZM38 28V29H39ZM61 29L63 28V27H60ZM80 28V29H79ZM166 28V27H165ZM177 28V29H176ZM182 28H184L183 30L184 31H179V30H182ZM190 28H191V26H190ZM227 28V27H226ZM225 27H224V30L226 29ZM235 28H237L238 29V31H237V29H235ZM241 28L243 29V31H244V33H242V35L240 34V32H243V31H240L241 30ZM14 29V28H13ZM29 29H27V30H29ZM43 29V28H42ZM69 29V28H68ZM68 29H66V31L65 32H61V30L59 29L58 31H60V33H66L67 32V30ZM179 29V30H178ZM202 29V30H201ZM244 29H246V30H244ZM0 30H1V28H0ZM33 31V32H36V31ZM40 30V29H39ZM71 30V28L69 29V31ZM162 30V28L160 29V31ZM192 30H193V33H195L196 31H198L199 32V34L198 33H195V34H197V35H195V34H191V32H192ZM4 31H1V33H3ZM11 31V32H10ZM12 31H15V30H9V31H6V33L8 32H10V34L12 33L13 34V32ZM53 31V30H52ZM57 31V30H56ZM112 31H113V29H112ZM185 31H187V32H185ZM253 31V32H254ZM38 32V31H37ZM54 32V31H53ZM110 32V33H109ZM161 32V33H162ZM224 32V31H223ZM7 33V34H8ZM16 33L18 34L19 32L17 31H15V35H16ZM50 33V32H49ZM60 33H55L54 32V34H55V36L57 37V35L58 34H60ZM84 33V32H83ZM119 33V34H118ZM185 33H187L188 35H187V37H186V34ZM233 33H237L236 35L234 34V36L232 35ZM238 33H239V35H238ZM252 33V32H251ZM250 33V34H251ZM5 34V33H4ZM3 34V35H4ZM45 34V33H44ZM53 34V33H52ZM53 34V35H54ZM57 34V35H56ZM67 35H68V33H66ZM72 34V33H71ZM164 34V35H165ZM171 34V35H170ZM179 34V35H180ZM202 34V33H201ZM205 34V33H204ZM210 34V33H209ZM220 34H222V36L220 35ZM50 35H51V33H50ZM52 35V36H53ZM61 35V34H60ZM65 35V34H64ZM76 35V34H75ZM159 35H160V32H159ZM175 35H177V34H175ZM179 35L178 36H176V38H174L176 41L178 40L177 39V37H179ZM186 37H184V36ZM192 35V36H191ZM206 35V37H207V33L205 34ZM205 35H203L204 36V38H206L205 37ZM46 36V35H45ZM54 36V37H55ZM72 36V35H71ZM124 36V37H123ZM181 36V35H180ZM197 37L196 39H195V37ZM202 36V37H203ZM247 37L246 38H248V34L246 35ZM0 37H1V35H0ZM3 38H4V36H2ZM6 37V36H5ZM8 37H11L12 39H14V41L12 40V39H8V40H6L7 42H8V44L10 43L9 42V40L10 41H12L13 43H17L18 41L17 40H15L17 37H18V35L17 36H15V37H12V36H9L8 35ZM7 37V38H8ZM59 38H60V36H58ZM83 37V38H84ZM121 37H123V38H121ZM127 37V36H126ZM172 37H175V36H172ZM184 37V38H183ZM189 37V38H188ZM194 37V41L196 40V42H198V43H204L203 45H201V47H200V45L199 46H196L195 47V49H194V46H192V47H190V42L191 41H193V38ZM214 37V38H213ZM252 37H253V35H252ZM251 37V38H252ZM20 38V33H19V37L17 38V39H19ZM65 38V37H64ZM70 38V37H69ZM93 38L95 39V38H97V39H95V42L96 41H99L100 40V42H98V43H96L95 44V42H94V40H93ZM128 38V37H127ZM167 38V35L165 36V39ZM179 38V39H180ZM190 39V40H188V39ZM204 38H203V41H204ZM213 38V39H212ZM238 38H236V39H238ZM255 37H253V39H254ZM81 38H78V43H72L73 44V46H71V44H70V41H68V40H66L67 42H68V47H72L74 50H76V53H77V51H80V49H82V44H84V42H83V40L81 41L80 40ZM123 39H124V41H123ZM192 39V40H191ZM197 39H198V41H197ZM202 39V38H201ZM207 39V38H206ZM245 39V38H244ZM1 40H2V38H1ZM22 40V39H21ZM54 40V39H53ZM56 40H58L57 38H56ZM70 40H71V42L73 41L72 40V38H70ZM80 40V41H79ZM168 40H167V42H168ZM199 40H200V42H199ZM5 41V40H4ZM5 41V42H6ZM15 41H17V42H15ZM55 41V40H54ZM54 41H52V42H54ZM74 41H77L76 39L74 40ZM73 41V42H74ZM102 41V42H103ZM126 41V42H125ZM165 41V40H164ZM238 41V40H237ZM237 41H235L236 43H238V44H242L241 42H243L242 40H240L241 42H237ZM246 41V40H245ZM5 42L4 43H2V45H5ZM22 42V41H21ZM92 42H93V44H92ZM195 42V43H196ZM1 43V42H0ZM13 43H11V45L13 46ZM20 42H18L17 44H19ZM64 43V42H63ZM143 43V42H142ZM7 44V46H10V44L8 45ZM52 44V43H51ZM64 44H66V43H64ZM63 44V45H64ZM81 44V45H80ZM95 44V45H94ZM128 44V45H129ZM136 44V43H135ZM170 44V43H169ZM188 44V45H187ZM192 44H194L193 42H192ZM53 45V44H52ZM58 45H60V44H58ZM81 47H80V46ZM139 45V44H138ZM143 45V44H142ZM145 45V44H144ZM166 44H165V42H164V46H165ZM168 45V44H167ZM183 45V46H184ZM197 45V44H196ZM79 46V47H78ZM122 46V48L120 49V47ZM131 46V45H130ZM136 46V45H135ZM146 46V45H145ZM246 46V45H245ZM2 47V46H1ZM11 47V46H10ZM18 47H19V45H18ZM55 47V46H54ZM67 46H65V48H66ZM75 47H77V49L75 48ZM99 47H100V45H99ZM167 47V46H166ZM190 49H189V48ZM200 47V48H199ZM255 47V48H254ZM2 48H5V46L4 47H2ZM7 48V47H6ZM51 48V47H50ZM91 48H89V50L91 49ZM102 48V47H101ZM101 48H100V50L99 51H101ZM132 48H133V46H132ZM139 48H141V47H139ZM138 48V49H139ZM198 48V49H197ZM237 48V49H236ZM245 48V47H244ZM243 48V49H244ZM8 49V48H7ZM60 49V48H59ZM67 49V48H66ZM68 49H71V48H68ZM67 49V50H68ZM86 49V48H85ZM88 49V48H87ZM97 49H99V48H97ZM129 49H130V47H129ZM142 49V48H141ZM188 49V50H187ZM255 49V50H254ZM31 50H33V49H31ZM45 50V49H44ZM44 50H43V53H44ZM52 50V49H51ZM160 50V49H159ZM8 51H9V49H8ZM8 51H4L6 54H7V52ZM13 51V50H12ZM11 50H10V52H12ZM25 51V50H24ZM91 51V50H90ZM95 51H97V50H95ZM94 51V49H93V52H95ZM130 51V50H129ZM133 51V50H132ZM131 51V52H132ZM210 51V52H209ZM241 53H240V52ZM0 52H2V50L0 51ZM10 52H8V54L11 56V55H13V56H16V54L18 53H16V52H14L15 54H12V53H10ZM47 52V51H46ZM50 52V51H49ZM48 52V53H49ZM52 52H54L53 50H52ZM63 52H65V53H67L66 51H63ZM62 52V53H63ZM119 52V53H118ZM183 52H185V53H183ZM188 52H191V53H189L188 54ZM208 52L209 53H211L210 54V58L209 57H206L205 56V54H208ZM245 52V55H244V57H246V58H241V56H243V53ZM43 53H42V56H44L43 55ZM73 53H75V51L73 52ZM97 53H99V52H97ZM123 52L121 51V54H122ZM126 53H127V51H126ZM3 54V53H2ZM50 54V53H49ZM52 54V53H51ZM55 54V53H54ZM78 54H79V52H78ZM94 54V53H93ZM106 54V53H105ZM105 54H102V56H99L98 57V55H97V59H100L101 57H103V55H105ZM145 54V53H144ZM239 54H242L241 56L239 55ZM0 55H1V53H0ZM19 55V53L17 54V56ZM81 55H82V53H81ZM99 55H101V54H99ZM120 55V56H119ZM122 55H124V54H122ZM148 55V54H147ZM154 55V56H155ZM186 56V58H187V61L185 60V58L184 57H182V56ZM57 56V55H56ZM64 56V55H63ZM127 56V54L125 55V57ZM128 56H130L129 54H128ZM150 56H152V55H150ZM154 56H152V57H154ZM174 56V57H173ZM203 56H205L204 57V59L206 58H208V59H211V61L209 62V60H207L208 62L207 63H205V61L203 60ZM208 56V55H207ZM45 57V56H44ZM60 57V56H59ZM71 57H72V55H71ZM80 57V56H79ZM78 57V58H79ZM105 57H106V59H105ZM148 57H149V55H148ZM188 57H190V58H188ZM11 58V57H10ZM9 57L7 58V59H10ZM13 59H14V57H12ZM12 58H11V60H12ZM15 58H17L16 60H15V64L13 65V66H15L16 64H18L19 66L22 64V63H18V58H19V60H20V56H18V57H15ZM53 57H51V59H52ZM74 58V57H73ZM130 58V57H129ZM165 58H167V59H165V60H167V62L164 60ZM173 62V64L174 65H176L175 66V68H173L174 67V65H173V67L172 66H170V67H172V68H170V67H168V65H167V63H169L168 62V60L169 59ZM200 58L202 59V61L200 60ZM226 58V59H225ZM57 59V58H56ZM67 59H68V56H67ZM82 59V57H80V60ZM127 59V58H126ZM132 59V58H131ZM192 59H196L197 60V64H198V67L196 66V60L194 61V60H192ZM199 59V60H198ZM1 60V59H0ZM11 60H9V61H11ZM46 60V59H45ZM70 60V59H69ZM68 60V61H69ZM75 61H76V58L74 59ZM79 60V59H78ZM123 60V59H122ZM122 60H121V62H122ZM129 60V62H127L126 60V62L124 61V63L123 64H120L119 62H117L119 65L117 66V63H115L116 65H113L115 68H113V67H111L110 69H112V71L114 70V72H112L111 70H109L108 71V68H107V71L110 73V71L112 72V73H114L113 75H112V73L110 74V77H109V75H108V73H107V75H108V78H107V82L109 83V85H111L110 83H112L113 84V87L111 86V88L109 89V88H106L107 86L108 87H110L109 85H107L106 84V87L104 86V82H103V78H102V80H101V82L99 81V86H98V83H92V85H91V82H90V86H91V88H92V86H94L93 88H95V85H96V88L97 87H102V89H103V91L105 90V93H106V91L107 92H109V90H110V94H118V91L120 92L118 95H120V96H124V98H127L128 96H126L125 97V95H127L128 93H126V91H128V85H130V84H136V82L135 83H130L129 81V79H133V77H132V74H133V76L135 75L134 73H132L133 71H131V74H129V77H127L128 76V74L127 73H129V70H132L131 68V64H129V63H131L130 62V59H128ZM169 60V61H170ZM183 60L184 61H186L185 63L186 64H188V65H186L185 63H183ZM2 61H4V59L2 60ZM12 61H14V60H12ZM9 62V64L11 65V63H14V62ZM22 61V60H21ZM63 61V60H62ZM74 61V62H75ZM109 61L111 62V63H109ZM141 61V60H140ZM139 61V62H140ZM170 61V63H172ZM189 61V62H188ZM195 63H194V62ZM200 61V63L202 62L203 63V65H205V64H208V66L207 65H205V67H203L200 63H198ZM8 62V61H7ZM72 62V61H71ZM80 62V61H79ZM83 62H85V63H83L84 65H86V61L84 60ZM96 62V61H95ZM106 62V63H105ZM151 62V63H150ZM0 63H1V61H0ZM4 63V64H3ZM6 62H2V64H0L1 66H0V68L2 67H4L5 69H7L8 67V65H7V63L5 64ZM57 63H58V61H57ZM66 62L64 61V63L63 64H65ZM107 63L109 64L108 66H107ZM126 63V65L127 64H129L130 66L128 67V65H127V68L128 69H126V65H125V69L123 68V66L122 65H124ZM135 63H136V61H135ZM138 63V62H137ZM137 63L135 64V65H137ZM165 63V64H164ZM169 63V65H171ZM194 64L196 67H194V68H203V70L204 69H208V70H206V71H204L203 73H201V75H200V69H199V71H198V73H197V70L198 69H196V73H195V70L193 69V66H192V64ZM39 64H41V63H39ZM61 64V63H60ZM71 64V63H70ZM75 64V63H74ZM78 64V63H77ZM140 64V63H139ZM149 64H151V66H149ZM183 64H184V66H183ZM192 66V70L194 71H191V69L189 68L188 69V67L187 66H189V67H191L190 65ZM210 64V65H209ZM4 65H7L6 67L4 66ZM9 65V66H10ZM17 65V66H18ZM101 65V66H102ZM111 65V66H110ZM122 66V70L121 71H116V73H115V70H116V68H118L119 66ZM143 65H141V66H143ZM169 69H173V72H175V73H173L172 71H170V69H169V72H170V74H169V72L167 71L168 69L165 67V66ZM17 66H16V68H17ZM18 66V71H16L15 70V68L14 67H9V68H11V69H14L13 71H16V72H14V75L15 76H19L20 77V75H17V74H21V72H23L24 73V71H21L22 70V68H23V66H22V68H20ZM48 66V65H47ZM66 66V65H65ZM69 66V65H68ZM139 66V65H138ZM137 66V67H138ZM155 67L154 69H150L151 67ZM201 66V67H200ZM206 66H207V68H206ZM210 66V68H208ZM63 67V66H62ZM85 67V66H84ZM88 67V66H87ZM86 67V70L88 69ZM136 67V66H135ZM152 67V68H153ZM156 67L158 68L159 67V69H156ZM187 67V68H186ZM0 69V70H2V71H4L3 69ZM8 68V69H9ZM52 68V67H51ZM64 68V67H63ZM143 68H144V70L146 69V71L144 72L143 71ZM160 68H162V70L164 69V71H162V70H160ZM178 70H177V69ZM186 69L185 71H183L184 72V77H182V75H183V72L181 71V72H179L180 70H183V69ZM11 69H10V71H11ZM19 69H20V73H17V72H19ZM120 69V68H119ZM137 69V70H138ZM165 69H167L166 71L168 72V74H167V76H164V75H160L162 72H166L165 71ZM175 69V70H174ZM210 69V70H209ZM24 70V69H23ZM90 70V69H89ZM100 70V69H99ZM98 70V71H99ZM118 70V69H117ZM124 70V71H123ZM128 70V71H127ZM156 70H157V72H159V74L156 72ZM188 70V75L191 77V74L193 75L194 73V75H193V78L196 76V75H199V80H197L196 82L195 81H193V84L191 85V86H189L190 85V83H192V80H193V78L191 77V82L188 84L187 83V81H189V76H188V78H187V76H186V71ZM202 69H201V72L203 71ZM56 71V70H55ZM78 71V70H77ZM123 71V72H122ZM127 71V72H126ZM141 71H143V75L145 74V73H150V75H152V74H155V76L153 75V77H151L149 74V76L147 77V78H144V77H146V74H145V76L142 78L141 76V74H142V72ZM151 71L153 72V73H151ZM162 71V72H161ZM190 71V72H189ZM25 72H27L26 70H25ZM41 72H43V71H41ZM61 72V71H60ZM62 72H63V70H62ZM120 72H122V73H120ZM155 72V73H154ZM161 72V73H160ZM176 72H177V74L180 76H178L177 75V77H175V75H176ZM193 72V73H192ZM101 73V72H100ZM2 74V75H1ZM4 74V72H0V78L2 79V81H0V83L2 84L3 83V81L5 82L6 80H4L3 79V77H5L6 76V74L5 75H3ZM8 74V73H7ZM24 74H26V73H24ZM32 74V73H31ZM121 74H123L124 76H122ZM127 74V75H126ZM202 74L204 75V76H202ZM13 75V76H14ZM54 75V74H53ZM52 75V76H53ZM71 75V74H70ZM102 77H104V75H105V71L103 72V75H102V73L100 74ZM121 75V76H120ZM130 75H131V78H130ZM158 75V76H157ZM10 76H12V74L10 75ZM26 76V75H25ZM39 76V75H38ZM75 76V75H74ZM111 76L114 78V79H116V77L118 76L119 77V79H121V78H123V79H121L120 81H118L119 79L117 78L115 81L116 82H113L114 80L113 79H109V78H111ZM116 76V77H115ZM140 76V77H139ZM160 76H162V77H160ZM165 78H164V77ZM169 76V77H168ZM170 76H172V77H174L175 79H174V81H173V78L172 77H170ZM40 77H41V75H40ZM39 77V78H40ZM59 77V76H58ZM66 77V76H65ZM64 77V78H65ZM71 77V76H70ZM135 77V76H134ZM156 77V78H155ZM168 77V78H167ZM185 78L184 80H180L179 78ZM204 78L205 80H203L202 78ZM6 78V77H5ZM13 78V77H12ZM23 78H24V76H23ZM28 78V77H27ZM126 78V82H128V83H125V81H124V79ZM127 78H129V79H127ZM137 77L136 78H134V80L135 79H138ZM152 80H151V79ZM161 78V79H160ZM167 78V80L170 82V84L168 83V81L167 80H165ZM180 80V82L178 81V79ZM197 78V77H196ZM0 79V80H1ZM21 81H22V78L20 77L19 78ZM25 79V78H24ZM47 79V78H46ZM59 79V78H58ZM60 79H61V77H60ZM131 79V80H132ZM142 79H144V82H143V84L144 85H142L141 83H142ZM156 79H158L157 81H156ZM162 79L164 80V82L166 81L167 82V88H165L166 86H165V84H166V82L164 83L163 81H162ZM172 79V80H171ZM12 80V79H11ZM14 80H16L15 79V77L13 78V82L15 83V81ZM40 80H41V78H40ZM127 80H129V81H127ZM146 80V81H145ZM162 82H161V81ZM177 80V81H176ZM10 81V80H9ZM8 81V83L9 84H11V87H12V85H14V84H12L13 82L12 81H10L9 82ZM84 81V80H83ZM91 81V80H90ZM105 81V83H106V80H104ZM160 81V83H158ZM176 81V82H175ZM184 81V82H183ZM200 81V82H199ZM57 82V81H56ZM62 82V81H61ZM93 82V81H92ZM97 82V81H96ZM103 82V83H102ZM119 82H121V83H119ZM133 82V81H132ZM141 82V83H140ZM183 82V83H182ZM194 82L196 83V84H194ZM199 82V83H198ZM21 83V82H20ZM22 83H24V81L22 82ZM35 83V82H34ZM100 83H102L101 85H100ZM114 83H116V84H114ZM117 83H118V85H117ZM162 83V84H161ZM183 84V86H182V84ZM185 83H187L186 84V86H185ZM32 84V83H31ZM67 84V83H66ZM85 84V86H86V84L87 83H84ZM127 84V85H126ZM141 84V85H140ZM163 85L164 87H162L161 85ZM181 84V85H180ZM7 85V84H6ZM6 85H4V83H3V88H4V86H6ZM89 84H87V86H88ZM115 85V86H114ZM122 85V86H121ZM123 85H124V88H122L123 87ZM187 85L189 86V87H187ZM76 86H78L77 84H76ZM76 86H74V87H76ZM80 86H82V85H80ZM118 86V87H117ZM119 86L121 87V89H123V90H125L124 91V93H122L123 92V90H121L120 88H119ZM132 86V85H131ZM131 86L129 87L130 89H131ZM141 86H143V87H141ZM182 86V87H181ZM206 86L209 88V90H211V88H213L212 90H214V94L216 95V96H214L213 95V92L211 93V91H208V89L206 88ZM0 87H1V85H0ZM117 87V89L118 90H116V89H114V88H116ZM140 87V88H139ZM161 87L163 88V90H161ZM86 89H87V87H85ZM84 88V89H85ZM88 88H89V86H88ZM91 88H89V89H91ZM95 88V89H96ZM105 88V89H104ZM133 88H135V87H133ZM157 88L159 89V90H157ZM165 88V89H164ZM193 88H192V90H193ZM201 88V89H200ZM206 89V90H204V93H203V90L202 89ZM214 88H216V89H214ZM9 89H10V87H9ZM12 89H13V87H12ZM98 89V88H97ZM112 89V90H111ZM138 89H140V90H138ZM175 89V88H174ZM173 89V90H174ZM184 89V90H183ZM3 90V89H2ZM11 90V89H10ZM9 90V91H10ZM15 90V89H14ZM65 90H67L66 92H68V93H66V94H68V96H70V98H68V97H66L64 94H63V92H64V89L61 91L62 93H61V96L63 97L64 96V98H66V100H64V101H66V102H62V101H57L56 99H57V97L56 98H54L53 100H54V102L56 103V104H61L62 103V105H65V107H66V105H68L70 108H68L67 107V109L70 111V112H72V113H75L76 112V114H77V116L79 117V115L78 114H80L79 112H78V110H76L75 108L77 107V108H82L81 106H82V104H80L81 103V101H78L79 99L81 100V94H83L84 95V91H85V94H86V90H82L81 89V87H80V89L78 90V92H76L75 93V96L77 95V96H79V98L77 97V99H76V101H77V103H79V104H77L76 103V101H74V99H75V97H72V96H74L73 94V91L71 92V91H68V89H65ZM82 90V91H81ZM132 90V89H131ZM215 90H218L220 93H221V95H222V98L221 99H223V101H221V102H219L217 99H215V98H218L217 96H218V94H219V92H216ZM44 91V90H43ZM113 91V92H112ZM199 91V92H198ZM206 91H208V92H206ZM14 92V91H13ZM81 92V93H80ZM87 92L88 93H90V92H92V89H91V91L89 90H87ZM94 92H95V90H93V94H94ZM112 92V93H111ZM142 92V93H141ZM172 92V91H171ZM173 92H176V91H173ZM186 92V91H185ZM206 92V93H205ZM44 93V92H43ZM71 93H72V95H71ZM78 93V94H77ZM92 93H90V95L92 94ZM96 93V92H95ZM105 93H103V96H104V94ZM138 93V94H137ZM140 93V94H139ZM147 93V94H146ZM161 93V92H160ZM164 93V92H163ZM168 93H169V91H168ZM167 93V94H168ZM210 93H211V96H209L210 95ZM225 93V94H224ZM19 94V93H18ZM42 94V93H41ZM57 94H58V92H57ZM91 95V97H93L94 95ZM102 94V93H101ZM100 94V95H101ZM125 94V95H124ZM138 95V97L137 96H135V95ZM143 94V95H142ZM145 94V95H144ZM227 94H228V96H227ZM230 94V95H229ZM23 95V94H22ZM60 95V94H59ZM58 95V96H59ZM88 95V96H87ZM89 94H86L85 96H87V98L85 97L84 98V100H85V102H86V104L88 105V107H89V109H90V106H89V101H88V99H89V96H90ZM96 95V94H95ZM129 95V94H128ZM140 95V96H139ZM157 95V94H156ZM175 95H177V92H176V94ZM185 95V94H184ZM190 95V96H189ZM191 95H193V96H191ZM12 96V95H11ZM14 96V95H13ZM21 95H19L18 96V99H19V97H20ZM41 96V95H40ZM102 96V95H101ZM119 96V98L120 99H123V98H121ZM132 96V95H131ZM144 97V99H146V100H144V102L146 103V102H148V103H144L143 102V100H141L143 97ZM152 96H150V98L152 97ZM179 96H181V95H179ZM214 96V97H213ZM225 96V97H224ZM7 97H9V96H7ZM7 97H6V100H7ZM91 97H90V99H91ZM96 97V96H95ZM137 97V98H136ZM160 97H162V96H160ZM159 97V98H160ZM188 97H189V99H188ZM190 97H192V98H194V100H193V103L194 104H191L190 103V101H191V98ZM227 97V98H226ZM228 97H229V100H228ZM50 98V97H49ZM53 98V97H52ZM132 98V97H131ZM139 98H141V99H139ZM156 98V97H155ZM3 99V98H2ZM11 99H13V98H11ZM14 99H16L17 100V96L14 98ZM25 99V98H24ZM51 99V98H50ZM127 99H129V98H127ZM9 100V99H8ZM14 101V102H12V104L13 105H15V106H17L16 104H15V102L17 103V101ZM23 100V99H22ZM45 100V99H44ZM68 100V101H67ZM82 100H83V98H82ZM130 100V99H129ZM135 100H137L136 102V104H138V102H140V101H142L143 102V104L142 103H139V106L138 105H136L135 104ZM160 100V99H159ZM188 100H190V101H188ZM4 101V100H3ZM50 101V100H49ZM52 101V100H51ZM57 101V102H56ZM94 101V100H93ZM121 101V100H120ZM123 101H124V106L126 105V104H128L127 106H129L130 104H129V101L127 100L126 102H128V103H126L125 104V100L123 99ZM225 101H227L226 103L227 104H225ZM5 102V101H4ZM46 102H48V101H46ZM61 102V103H60ZM70 104H69V103ZM90 102H92V99L90 100ZM229 102V103H228ZM73 103V104H72ZM75 103V104H74ZM84 103V102H83ZM198 103V104H197ZM224 103V104H223ZM1 104V103H0ZM3 104V103H2ZM9 104V103H8ZM50 104V103H49ZM52 105H54L53 104V102L51 103ZM96 104V103H95ZM140 104H142L141 106L143 107H141L140 106ZM184 104H186V105H184ZM195 104L196 105H199V107L197 108V106H195ZM11 105V104H10ZM12 105V106H13ZM72 105V106H71ZM76 105V106H75ZM79 105H81L80 107H78ZM84 105V104H83ZM131 105L129 106V107H131ZM192 105V106H191ZM196 107V109H198V111L196 110L195 111V108H194V106ZM203 105V106H202ZM6 106V105H5ZM5 106H2V107H5ZM47 106V105H46ZM59 106V105H58ZM58 106L56 107V109L58 108ZM95 106V105H94ZM126 106V107H127ZM137 106V107H136ZM148 106H150V105H148ZM7 107H8V105H7ZM6 107V108H7ZM48 107V106H47ZM53 107V106H52ZM60 107V106H59ZM73 107V108H72ZM75 107V108H74ZM84 107H85V105H84ZM93 107V106H92ZM100 107V106H99ZM125 107V108H126ZM140 107V108H139ZM185 107H187V108H185ZM5 108V109H6ZM16 108V107H15ZM128 108V107H127ZM202 108V109H201ZM4 109V110H5ZM9 109V108H8ZM11 109L12 108H10V112H12L11 111ZM48 109H50V108H48ZM87 109V108H86ZM93 109H94V107H93ZM92 109V110H93ZM134 109V110H133ZM136 109V110H135ZM207 109V110H206ZM3 110V109H2ZM3 110V111H4ZM19 110V109H18ZM55 110V109H54ZM58 110H59V108H58ZM61 110H63L62 108H61ZM73 110L75 111V112H73ZM137 110H139L138 112H137ZM189 111V113H188V111ZM211 110V111H210ZM64 111V110H63ZM146 111H145V113H146ZM153 111V110H152ZM187 111V112H186ZM195 111V112H194ZM202 111V112H201ZM0 112H1V110H0ZM10 112H9V114H10ZM51 112V111H50ZM66 112V111H65ZM82 112V111H81ZM201 112V113H200ZM205 112L206 113H208L209 115H207V116H209V117H211V114L214 116V118H216V120L214 119H206V117L204 116V115H206L205 114ZM7 113H8V111H7ZM88 113V112H87ZM136 113H134L135 115H136ZM142 113V114H141ZM145 113L143 114V116L145 115ZM150 113H151V111H150ZM179 112H178V115L180 114ZM183 113H184V116L185 115H187V116H185V117H183ZM216 113V114H215ZM220 114L219 116H216L217 114ZM223 113V114H222ZM4 114H5V112H4ZM9 114H7L6 115V117H7V119H8V115ZM49 114V113H48ZM59 114V116H63L62 117V119H65L66 118V116H65V113H63L62 114V112H61V114H60V112L58 113ZM71 114V113H70ZM84 114V113H83ZM91 114V113H90ZM205 117H201L202 115ZM221 114L223 115L222 117H221ZM18 114H14V116H17ZM67 117H69V116H73V115H69V113H67ZM81 115V114H80ZM225 115V116H224ZM49 116V115H48ZM76 115H74L73 116V118L75 117ZM137 116H135V118L137 117ZM143 116L141 117V119L140 118H136V120H135V122L138 124V127L141 125H139V123H141L142 122V118H143ZM159 116V115H158ZM177 116V115H176ZM179 116V117H180ZM192 116V117H191ZM212 116V117H213ZM216 116V117H215ZM50 117V116H49ZM48 117V118H49ZM58 117V116H57ZM82 117V116H81ZM157 117V116H156ZM178 117V116H177ZM195 117V119H193ZM208 117V118H209ZM221 117V118H220ZM2 118V117H1ZM4 118V117H3ZM53 118V117H52ZM70 118V117H69ZM68 118V119H69ZM76 119H77V117H75ZM83 118V117H82ZM90 118V120H91V117H89ZM94 118V117H93ZM162 120H163V118L162 117H160ZM223 118H225V119H223ZM47 119V118H46ZM59 119H61V118H59ZM66 119V120H59L60 122H62V127L59 125H56V121H54L55 123H53L52 122V124L54 125V127H55V130L56 129H58L57 131H64V132H68V131H66V130H70L71 128H73V124L72 123H70L72 120L74 121V119ZM87 119V118H86ZM189 119H190V121H191V123L190 124H188L189 123ZM192 119V120H191ZM202 119V120H201ZM219 119H223L224 120V122H219L218 120ZM5 120V119H4ZM9 120L10 119H8V121H7V124H9V123H11L12 122V119H11V122H9ZM68 120V121H67ZM77 120H79V119H77ZM141 120V121H140ZM147 120V119H146ZM161 120V121H162ZM194 120V122L195 121H199V124L196 122V124L197 125H200V124H203V120H207L208 122L210 121L211 122V124L213 125H211V129H212V131H211V129L209 130V131H205V130H203V129H201V132H199L198 131V129H196V128H194L195 127V123H193L192 121ZM46 121V120H45ZM53 121V120H52ZM59 121H57V124L59 123ZM64 121V122H63ZM69 122L70 124H72V125H70L69 127H70V129H68V124H67V122ZM72 121V122H73ZM79 121H82L81 119L79 120ZM160 121V122H161ZM187 121H188V123H187ZM213 121H214V123H213ZM0 122H1V119H0ZM4 122V121H3ZM139 122V123H138ZM201 122V123H200ZM209 122V123H210ZM6 123V122H5ZM4 123V124H5ZM47 123H48V125H50V120H49V122L47 121ZM65 123L67 124V125H65ZM75 123H78L79 125H81V123H79V122H76L75 121ZM143 123V122H142ZM215 123H217V125H215ZM219 123V124H218ZM5 125L4 127L5 128H8V127H13L14 126V124H10V126L9 125ZM83 124V123H82ZM90 124H91V122H90ZM187 124L188 125H191V124H194V127L191 125V127H189V129L187 128ZM1 125H2V122H1ZM40 125V124H39ZM42 125V124H41ZM53 125H50V127L52 126L53 127ZM65 125V126H64ZM75 125V124H74ZM37 126V125H36ZM47 126V125H46ZM82 126V125H81ZM144 126V125H143ZM142 126V127H143ZM202 126V125H201ZM200 126V127H201ZM3 127V126H2ZM43 127L44 126H39L38 128V130H43ZM51 127V129H52V131H53V128ZM58 127V128H57ZM61 127V128H60ZM64 127V128H63ZM67 127V129L66 130H64L65 128ZM88 127H90V126H88ZM87 127V128H88ZM136 127V126H135ZM138 127H136V129L138 128ZM141 127V126H140ZM197 127V126H196ZM200 127H199V129H200ZM213 127V128H212ZM5 128H1V130H8L9 132H5V131H0V132H2L4 135H5V137H6V134H8V135H10L11 134V136H13V135H17V133H16V131H17V129L14 131L13 129H11L10 128V130L9 129H5ZM13 128H16L15 126L13 127ZM60 128V129H59ZM134 128V127H133ZM202 128V127H201ZM36 128H35V125H34V127H33V131L35 130ZM45 129H46V127H45ZM48 129V128H47ZM188 129V130H187ZM195 129V130H194ZM31 130V131H32ZM38 130H36V131H38ZM54 130V131H55ZM79 130V129H78ZM147 130V129H146ZM150 130H152V129H150ZM12 131V132H11ZM13 131H14V133H13ZM29 131H30V128H29ZM28 131V132H29ZM49 131V132H48ZM48 133H50L51 134V131L48 129ZM73 131V130H72ZM79 131H81V130H79ZM133 131H135V130H133ZM183 131V132H184ZM188 131V132H187ZM17 132H19V130L17 131ZM22 132V134H23V131H21ZM21 132H20V134H21ZM39 133L38 134H40L41 133V131H38ZM77 132V131H76ZM143 132V131H142ZM145 132V131H144ZM148 132V131H147ZM155 132V131H154ZM209 132V133H208ZM6 133V134H5ZM10 133V134H9ZM33 134H31V135H34L35 133L34 132H32ZM43 133H46L45 132V130H44V132ZM42 133V134H43ZM48 133H46V134H48ZM58 133V132H57ZM56 133V134H57ZM141 133V132H140ZM146 133V132H145ZM1 134V133H0ZM21 134V135H22ZM26 134H27V132L25 133V134H23L22 136L23 137H21L22 139H24V135H25V137H26V139H28V141H26V139H24L25 141H23L24 143H28L29 142V136L27 137L26 136ZM50 134H48V135H50ZM53 134H54V132H53ZM60 134H62V132L60 133ZM77 134V133H76ZM83 134V133H82ZM149 134H152V133H149ZM149 134H147V135H149ZM155 134V133H154ZM157 134V133H156ZM155 134V135H156ZM185 134V135H184ZM2 135V134H1ZM0 135V137L1 138H4V140L2 139V141H3V143H4V141H5V137H4V135H2L1 136ZM36 135V134H35ZM45 135V134H44ZM167 135H169L168 133H167ZM19 133H18V135L17 136H13V137H11L12 139H18L19 138ZM51 137H52V134L50 135ZM55 136V135H54ZM62 136V135H61ZM156 136H158V135H156ZM44 137V136H43ZM56 137V136H55ZM154 136H152V138H153ZM165 137H166V141L165 140H163V141H165V142H167L168 140L170 141V139H168L167 140V136L165 135ZM7 138V137H6ZM9 138V137H8ZM11 138H9V139H11ZM47 138H48V136H47ZM54 138V137H53ZM59 138V137H58ZM149 138H150V136H149ZM148 138V139H149ZM151 138V139H152ZM223 138H224V141L222 142V140H223ZM31 140V139H30ZM51 140V139H50ZM162 140V139H161ZM18 141H20V140H17L16 142L15 141H13V142H15L16 144H18ZM53 141V140H52ZM55 141V140H54ZM148 141H150V140H148ZM163 141L162 142H160V145L161 144H164L163 143ZM187 141V142H186ZM227 141V142H226ZM1 142V141H0ZM6 142V141H5ZM8 142V141H7ZM10 142V141H9ZM21 142V141H20ZM155 142V143H154ZM2 143V144H3ZM12 143V142H11ZM15 143H12V144H15ZM34 143V142H33ZM145 143H147V142H145ZM2 144H0L1 146H3ZM10 144V143H9ZM11 145V146H15V149L14 148H12V151H10V155L11 154H13L12 152L14 151V150H17V148L16 147H18V145ZM182 144L184 145V146H182ZM236 144H234V145H236ZM237 144V145H238ZM147 145V144H146ZM224 145V144H223ZM232 145V144H231ZM241 145V146H242ZM163 146V145H162ZM21 147V146H20ZM145 147V146H144ZM176 148V149H173V148ZM235 147V146H234ZM238 147H240V146H238ZM242 147V149H244ZM6 148V147H5ZM7 148H8V144H7ZM7 148H6V150H7ZM143 148V147H142ZM146 148V147H145ZM148 148V153H150L152 150H150ZM171 148V149H170ZM232 148V147H231ZM241 148V147H240ZM245 148V149H246ZM147 149V148H146ZM145 149V150H146ZM248 149V150H249ZM10 150H11V148H10ZM19 150V149H18ZM174 150V151H173ZM186 151L190 154V153H192V157H193V159H195L194 158V155H197V158H198V156H201L202 155V153H203V155H205L206 157H207V160L209 161V159H208V156L206 155V154H208V153H210V160H211V158H212V156L214 155V158H212V159H214V160H212L213 161V165H212V163L209 161V163H207L208 161L206 160V158H205V156H203V159H201L200 158V161L201 160H203L201 163H203L204 162V159H205V162H204V164H207V165H205L207 168H210L212 171H211V175L212 176H210V174L209 173H207V171L209 170H207L205 173H206V175H203V177H202V175L201 176H197V177H199V178H197V177H195V175H194V173L196 172L197 173V171H196V168L193 170V172H190V171H188L187 169H186V167H185V165H182L183 164V160L181 161V162H179V160H181V159H183V158H181V157H179V159L178 158H176L177 157V154H178V156H180V155H182V157H186V155L188 156V154H184V153H186ZM226 151V150H225ZM164 152V153H163ZM169 152H171L172 153V157H171V153H169ZM182 152V151H181ZM235 152V151H234ZM245 152H246V150H245ZM248 152V151H247ZM167 153L170 155H167ZM211 153L213 154V155H211ZM229 153V152H228ZM232 153V152H231ZM250 152H248V154H249ZM238 154H241L242 155V153H240V151H239V153ZM49 155V154H48ZM191 155V154H190ZM189 155V156H190ZM243 155H245V153L243 154ZM169 156V157H168ZM189 156L188 157H186V159L187 158H189ZM224 156V155H223ZM232 156V155H231ZM238 156H240V155H238ZM45 157V156H44ZM67 157V156H66ZM69 157V156H68ZM67 157V158H68ZM155 157V156H154ZM175 157V158H174ZM191 157V156H190ZM196 157V156H195ZM251 157H253V156H251ZM256 157H258V158H256ZM51 158V157H50ZM57 158H59V157H57ZM67 158H66V160H67ZM160 158V159H161ZM181 158V159H180ZM236 158V157H235ZM240 158H241V156H240ZM261 158V159H260ZM38 159V158H37ZM52 159V163H53V158H51ZM61 159H63V158H61ZM61 159H60V161H61ZM155 159H159L158 157H156ZM178 159V160H177ZM190 159V158H189ZM189 159H187V161L189 160ZM192 159V158H191ZM45 160V159H44ZM43 160V161H44ZM46 160H48L49 161V163H50V160L48 159V158H46ZM55 160V159H54ZM69 160V159H68ZM71 160V159H70ZM162 160H163V158H162ZM166 160H168V159H166ZM237 160H239V158L237 159ZM242 160H243V158H242ZM249 160V159H248ZM38 161H40V162H42L41 161V159H39ZM36 162L37 164H35V166H37L38 165V163L39 162ZM57 162L59 161L58 159L56 160ZM59 161V162H60ZM62 161H64V159L62 160ZM72 161V160H71ZM152 161V160H151ZM155 161V160H154ZM158 161V160H157ZM190 161V160H189ZM231 161V160H230ZM245 161V160H244ZM57 162H54V163H56L57 164ZM179 162V163H178ZM240 162V161H239ZM45 163H47L46 165H48V162H45ZM61 164H62V162H60ZM59 163V164H60ZM68 163V162H67ZM76 163V162H75ZM229 163V162H228ZM243 163V162H242ZM264 163V162H263ZM41 164V163H40ZM43 164V163H42ZM51 164V163H50ZM59 164L57 165V166H55V167H53V169H54V171H56V170H59V172L57 171V173H59L57 176L59 177L58 178V181L57 182H50L51 184H49V183H47V185L46 184H44L43 183V186H45V188H46V191L47 192H49V194H51V196H53L54 198H56V199H58V201L60 200L61 202V204H62V209L61 210H59V212H58V215H57V217L55 216V217H53V218H51L50 219V221L49 222H47L48 224L47 225H45V226H43V224L40 222V224H39V222L38 221H36V222H34L32 225L31 224H28L29 225V227H27L28 225H24V224H26L25 223V221L27 220V218L28 217H30V213L28 212V211H23V207H21L22 206V204L20 205V206H15V205H18V203L20 202L21 203V196H20V194H18V192L16 191V190H14L15 192H13V194L11 193V190H9L8 191V189L6 190V191H4L3 193H2V196H1V199H0V240H1V243H2V241L3 240H5V242H3L2 243V245L3 244H5L4 245V247H5V251H6V249H11V250H13V251H17V248L19 249L20 248V246H24V244L22 243V238H24L23 236H24V234H22V233H25V235L26 234H28V230H29V228H30V225L31 226H33V227H31L30 229L31 230H29L30 232H29V237H30V242H31V244L33 245L34 244V246H32V248L33 247H35V246H37V245H35V244H38V246H40V244H42L41 242H43V244H45V242L46 243H49V244H47V247H48V250H49V248L50 247H52V244L51 243H53L52 242V240H53V238L55 237V236H57L58 237V239L56 238H54V242L55 243H53V244H55L54 246H56L58 249H60L62 246H60L61 245V243L60 244H56L57 242H62L64 239H62V237L64 236L65 238H66V242L65 243H67L69 240H71V241H69L68 243H70V245L71 244H76L77 246H79L78 244V242H77V240H76V242H74V238H75V236H76V234H75V236H73V234H71V232H73V231H69L71 228L73 229V228H75V227H77L78 225H76V224H78V223H76V220H78L79 221V218H77V219H74L73 218V216L75 215L74 213H77V211H80L81 212V206H82V204L79 202V197H80V195H79V191L80 190H78V188L76 189L75 187H74V184L72 183V182H74V179H75V177H76V170H75V167L76 166H73V164L71 165L70 164V162H69V164L68 165H70L69 167H70V171L72 172V174H74V175H71V172H69V167L66 165V161H64V163L63 164H65L64 166H62L61 164H60V166H59ZM204 164H201V166H203ZM209 164V165H208ZM230 164V163H229ZM244 164V163H243ZM75 165V164H74ZM237 165H238V162H237ZM246 165V164H245ZM261 165H264V164H261ZM41 166V165H40ZM49 166V165H48ZM48 166H46L47 168H48ZM62 166V168L63 169H65V167H68V168H66L65 170H63V169H61L60 167ZM71 166L73 167V170H74V172L75 173H73V170H71ZM121 166H123V165H121ZM121 166H119L118 167V169H116V171H115V173L116 174H114L113 176H114V178L115 179H117V182H116V180H114L113 178H112V181H109V179L111 178V177H113V176H110V178H108V183H107V180H105V182L104 181H102V179H101V183L102 184H110V182H111V186H112V188H116L117 190H115V191H119V192H121L122 190H121V188H124L123 186H125V189L127 188V189H129V192H130V190H131V188H133L134 189V187H131V188H129L128 187V185H127V187H126V184H128V182H129V180L128 179H130L129 178V175H130V177H131V175H132V177H134V175L136 174V170H134V173L135 174H132L133 173V167H129L130 165H127V166H125V167H123V169L124 168H127L126 170H127V172L129 171V175L127 176V172L126 171H123V170H121ZM131 166H132V164H131ZM240 166V165H239ZM242 166V165H241ZM50 167H51V165H50ZM56 167H57V169H56ZM206 167H205V169H206ZM43 168H45V166L43 167ZM80 168V167H79ZM199 168V167H198ZM243 167H241V169H242ZM245 168V167H244ZM68 169V170H67ZM81 169V168H80ZM238 169V168H237ZM246 169V168H245ZM258 169V168H257ZM63 170V171H62ZM119 170H121V172H119ZM125 170V169H124ZM250 170V169H249ZM253 170V169H252ZM122 171L123 172H126V173H122ZM130 171H132V173L130 172ZM199 171V170H198ZM202 171V170H201ZM238 171H241V170H238ZM238 171H237V173H238ZM257 171V170H256ZM259 171V170H258ZM60 172H63V173H60ZM190 172V174L191 175H189V176H187V177H189V178H187L186 177V175L188 174ZM200 172V171H199ZM198 172V173H199ZM212 172H213V174H212ZM233 172V173H232ZM80 173V172H79ZM131 173V174H130ZM197 173V174H198ZM243 173H244V171H243ZM242 173V174H243ZM82 174V173H81ZM119 174H123V176H121V175H119ZM204 174V173H203ZM238 174H240V173H238ZM116 175V176H115ZM199 175V174H198ZM255 175H258V174H255ZM262 175H263V173H262ZM75 176V177H74ZM117 176L119 177V178H122V177H124V176H127L126 178L124 177L123 179H125V180H128L127 181V183L126 182H124V180L122 181V179H119V178H117ZM153 176H156V175H153ZM192 176V177H191ZM238 176V175H237ZM65 177H67L66 178V180H65ZM71 177V179H69V181L73 184V189H75V190H78V192L77 191H73L72 189H71V187H72V184H71V187H70V189L71 190H69L68 188H69V186H68V184H69V181H68V178H70ZM82 177V176H81ZM132 177H131V179H132ZM255 177V176H254ZM77 178V177H76ZM136 178V177H135ZM237 178H239L238 180H236ZM256 178H259L258 176L256 177ZM72 179H73V181H72ZM80 179V178H79ZM170 179V180H171ZM247 179V178H246ZM111 180V179H110ZM122 182H121V181ZM137 180V179H136ZM250 180V179H249ZM115 181V182H114ZM182 181H184V182H182ZM255 181V180H254ZM120 182V183H119ZM132 182H134V179L132 180ZM263 182V181H262ZM125 185H124V184ZM179 183V184H178ZM181 183L183 184V186H182V188L183 187H188V189H185V188H183V189H180L181 187H180V185H181ZM184 183H186V186H185V184ZM235 183V184H234ZM260 183V182H259ZM76 185H77V183H75ZM104 184V185H105ZM115 184H119V186H117V187H119V188H117L116 186H115ZM130 184V183H129ZM134 184V183H133ZM169 184H171V183H169ZM238 184H240V183H238ZM95 185V184H94ZM97 185V184H96ZM114 185V186H113ZM120 185H122V187L120 186ZM130 185H132V184H130ZM233 185V186H232ZM245 185V184H244ZM78 187H79V185H77ZM76 186V187H77ZM91 186V185H90ZM180 188H179V187ZM195 186H198V187H195ZM135 187H137V186H135ZM201 188V189H196V188ZM209 187V188H208ZM218 187V188H217ZM94 188V187H93ZM114 188V189H115ZM139 188V187H138ZM137 188V189H138ZM206 188H208V189H206ZM215 188V189H214ZM113 189V190H114ZM119 189V190H118ZM136 189V188H135ZM136 189V190H137ZM193 189H195L196 191L198 190H200L199 192L197 191H195V190H193ZM216 189H217V191H218V189L221 191H219V193L216 191ZM234 189V188H233ZM238 189V188H237ZM85 190V189H84ZM92 190V189H91ZM139 190V189H138ZM137 190V191H138ZM188 190V191H187ZM205 190V191H204ZM208 190L210 191V194L213 192L214 194H212V196H210V195H208L209 194V192H208ZM69 191V192H68ZM73 191V192H72ZM87 191V190H86ZM93 191V190H92ZM134 191V190H133ZM161 192V193H159V192ZM187 191V192H186ZM194 191V192H193ZM201 191H202V195H200V193H201ZM94 192H95V190H94ZM126 192V193H125ZM125 192H124V190H123V198L124 199H122L121 201L124 203H122V202H120L121 204H123V205H127L128 204V206H129V208H131L132 209V205L131 204H129V202H127L125 199V197H127V195H128V193H127V191L125 190ZM173 192H174V194H173ZM208 193L207 194V196H206V198H204V193ZM226 192H227V194H226ZM228 192H230L229 193V195H228ZM15 193L17 194V195H15ZM133 193V192H132ZM135 193V192H134ZM133 193V194H134ZM77 194H78V196H77ZM125 194H126V196H125ZM130 194V193H129ZM157 194V195H158ZM168 194V195H167ZM181 194V193H180ZM186 194H188V197H187V195ZM233 194V195H232ZM12 195L14 196H17L18 198H15L14 200H13V197H12ZM82 195V194H81ZM121 195V196H122ZM174 195V196H173ZM184 195H186V196H184ZM215 195V196H214ZM84 196V195H83ZM120 196V198H122ZM181 197V201H180V199H178L179 197ZM182 196H184V197H182ZM119 198V199H120ZM128 199V201H130V203H132L131 202V200L129 199V195H128V197H127ZM154 199H155V197H153ZM220 198H221V200H220ZM149 199H151V198H149ZM167 199V198H166ZM165 199V200H166ZM177 199H178V201H177ZM184 199H186V201L184 200ZM227 199H225V201L227 200ZM11 200H13V201H11ZM113 200V199H112ZM111 200V201H112ZM229 200V201H230ZM170 202L169 203H171V200H169ZM173 201V200H172ZM175 201V200H174ZM189 201H190V203H189ZM14 203V207H18V209L17 208H15L14 209V207H12V206H10V204L11 203ZM79 202V203H78ZM88 202V201H87ZM110 202V201H109ZM109 202H107V203H109ZM114 202V201H113ZM112 202V203H113ZM118 202V201H117ZM146 202H148V201H146ZM154 202V201H153ZM152 202V203H153ZM157 202H158V200H157ZM161 202V201H160ZM165 202H167V200L165 201ZM164 202V203H165ZM179 202V203H178ZM180 202L182 203V204H184V203H186V202H188V203H186V205L184 204L183 206L185 207H189V206H191L192 208H195V211L194 212H199V213H194L193 215H195V214H197V215H195L196 217H194V216H192V214H190V210H187L188 212H189V214L187 213V211H186V209L187 208H177L176 209V207H179L180 205H182V204H180ZM196 204H198L197 205V207L195 206V203ZM221 202V203H222ZM112 203H110L111 205L110 206H113V204ZM151 203V202H150ZM192 203V204H191ZM194 203V204H193ZM204 203V204H203ZM208 203V204H207ZM262 203V202H261ZM260 203V204H261ZM78 204L80 205V206H78ZM166 204H168V203H166ZM180 204V205H179ZM187 204H189V206H187ZM201 204H203V206L204 207H201L202 205ZM228 204H231L230 202L228 203ZM247 204V203H246ZM245 204V205H246ZM122 205V206H123ZM143 205V204H142ZM150 205V204H149ZM157 205V204H156ZM162 205V204H161ZM177 205H179V206H177ZM238 205V206H239ZM117 206V205H116ZM116 206H113V208L114 207H116ZM159 206V205H158ZM158 206H157V209H158V211H159V208H158ZM172 206V205H171ZM195 206V207H194ZM228 206V205H227ZM251 206V208L252 207H256V205L255 206H252V205H250ZM250 206H248L249 208H250ZM84 207V206H83ZM82 207V211H83V209H85V208H83ZM109 207V206H108ZM118 208H119V206H117ZM133 207H134V205H133ZM138 207V206H137ZM142 207V206H141ZM170 207V206H169ZM173 207V206H172ZM172 207H170V208H172ZM181 207V206H180ZM191 207H189V209H192ZM199 207H200V210H199ZM240 207V208H241ZM245 207V209L247 208V206H244ZM87 208H88V206H87ZM147 208V207H146ZM160 208L161 209H163L161 206H160ZM198 208V209H197ZM234 208V207H233ZM239 208V209H240ZM248 208V209H249ZM115 209V208H114ZM113 209V210H114ZM122 209V208H121ZM131 209H130V211H128V213L130 214V212H131ZM135 209H137L136 208V206H135ZM139 209H140V207H139ZM198 211H197V210ZM243 209V208H242ZM17 210V211H16ZM77 210V211H76ZM107 210H108V208H107ZM124 210H125V212H126V209L124 208ZM133 210H134V208H133ZM164 210L166 211L167 209H165L164 208ZM172 210V211H173ZM225 210V209H224ZM261 210V209H260ZM87 211L88 210H86V214H91L90 212H88L87 213ZM119 211V210H118ZM138 211V210H137ZM157 211V210H156ZM180 211H179V214H180ZM261 211H263V210H261ZM74 212V213H73ZM79 212V213H80ZM93 212V211H92ZM107 212V211H106ZM134 212V211H133ZM133 212L131 213V214H133ZM140 210H139V214H140ZM146 212H148V211H146ZM152 212H154V211H152ZM170 212V211H169ZM192 213H193V211H191ZM232 212V211H231ZM128 213L126 214V215H128ZM141 213H143V212H141ZM155 213V212H154ZM162 213V212H161ZM161 213H160V215H161ZM173 213V212H172ZM174 213H176V211L174 212ZM174 213L172 214L173 216H174ZM178 213V212H177ZM81 215L82 214H85V213H80ZM85 214V215H86ZM121 214H124V215H122V218H124V217H126L125 216V213H121ZM144 214H149V213H144ZM151 214V213H150ZM149 214V215H150ZM167 214V213H166ZM181 214H182V212H181ZM186 214H188V215H186ZM199 214V215H198ZM232 214V213H231ZM238 214V213H237ZM85 215H82V217L83 216H85ZM137 217L139 218V216H138V212H137ZM143 215V214H142ZM165 215V214H164ZM176 215V214H175ZM190 215V216H189ZM247 215V214H246ZM257 215V214H256ZM76 216H77V214L74 216L75 218H76ZM92 216V215H91ZM124 216V217H123ZM130 216V215H129ZM152 216V215H151ZM154 216V215H153ZM178 216H180V215H178ZM250 216V215H249ZM70 217H72V218H70ZM78 217V216H77ZM132 217V216H131ZM131 217H129L130 219H132ZM137 217L135 216V218L137 219ZM146 217L151 221L152 220V218H150V217H148V216H141L140 218H142V219H137V220H139V221H137L136 220V222H134V220H135V218L133 217V221H129V222H131L130 224H127L128 226H133V227H131V229L130 228H128V226H126L125 225V227H127L128 228V230L131 232L133 229H135V227H137L138 226V224H137V222H142L143 221V218H145L144 220H146V221H143L142 223H140V227L139 228H141L142 227V229H144V226H142V225H144L146 222H148L149 224H150V222L148 221V219H146ZM168 217V216H167ZM188 217H189V219H188ZM190 217H192L191 219H190ZM247 217V216H246ZM257 217V216H256ZM26 218V220L24 221V219ZM70 218V219H69ZM87 218H89V217H87ZM91 218V217H90ZM90 218L88 219V220H90ZM93 218V217H92ZM91 218V219H92ZM154 218V217H153ZM163 217L161 216V219H162ZM165 218V217H164ZM171 218H172V216H171ZM175 218H179V217H175ZM175 218H173V219H175ZM182 218V217H181ZM245 218V217H244ZM252 218V217H251ZM259 218H260V215H259ZM7 219H9L8 221H7V223H2L4 220H7ZM73 220L74 219V221H70V222H72V224H70V226H69V224H68V227H69V230L67 229L68 227H67V223L69 222V221H67V220ZM81 219V218H80ZM84 220H86L85 219V217L83 218ZM94 219V218H93ZM128 219V218H127ZM127 219H124V220H127ZM168 219V218H167ZM167 219L165 218V221H167ZM206 219H208V220H210L207 224H205V222H207L206 221ZM246 219V218H245ZM256 219V218H255ZM257 219H258V217H257ZM256 219V220H257ZM261 219V218H260ZM97 220V219H96ZM123 220V219H122ZM141 220V221H140ZM156 220V219H155ZM179 220V219H178ZM189 220V221H188ZM232 220V219H231ZM255 220V221H256ZM262 220V219H261ZM11 221V222H10ZM28 221V220H27ZM77 221V222H78ZM87 221V220H86ZM154 221V220H153ZM152 221V224L150 225V226H152V225H155L154 227L155 228H153V226L152 227H150L151 229L153 228L154 229V231H156V227H157V225L155 224V223H158V221L156 222L155 221V223ZM170 221L171 222H173L171 219H170ZM179 221H181V220H179ZM205 221V222H204ZM215 221H216V223H215ZM233 221V220H232ZM231 221V222H232ZM73 222L75 223V224H73ZM80 222V221H79ZM83 222V221H82ZM91 222V221H90ZM96 222H98V221H95L94 222V220H93V223H96ZM134 222V224H132ZM145 222V223H144ZM170 222V223H171ZM188 222L190 223L191 222V224H188ZM230 222V223H231ZM254 222V221H253ZM264 222V221H263ZM2 223V224H1ZM9 223V224H8ZM38 223V224H37ZM86 223V222H85ZM148 223H146L145 224V226H147L148 227ZM154 223V224H153ZM162 223H164V222H162ZM212 223H214L213 225H211ZM241 223V222H240ZM250 223V222H249ZM136 224H137V226H136ZM160 224H161V222H160ZM160 224H159V227H160ZM229 224V223H228ZM252 224H254V223H252ZM19 225H23V226H20L19 227ZM72 225V226H71ZM82 225V224H81ZM95 225V224H94ZM97 225V224H96ZM95 225V226H96ZM99 225H101L100 223H99ZM200 225V228L201 227H203V229H201L200 231H202L203 232V230H205L206 231V233L204 232V234L202 233L201 235H202V237L205 235V236H207L206 234L208 233V236L209 237H206V239H209V240H202V238L201 237H199V238H201V239H197L196 238V235H195V237H194V234H193V236H191V237H194L195 239H197L198 240V244H199V246H200V244L202 245V251H200L201 249L199 248V247H197V245L198 244H196L197 243V241L194 239V243L196 244H193L192 242V244L190 245V240L192 241L193 239L190 237V235L191 234H189V233H194V229H195V227H197V229H198V226ZM202 225V226H201ZM230 225V224H229ZM229 225H227V226H225V227H228ZM232 225V224H231ZM251 225V224H250ZM255 225H257V224H255ZM259 225V224H258ZM20 228V230H22V228H24L21 232H20V230H17V228L18 227ZM194 227V229L193 228H191V227ZM207 226H211L210 228L209 227H207ZM245 226V225H244ZM247 226V225H246ZM22 227V228H21ZM27 227V228H26ZM65 227H67V228H65ZM100 227V226H99ZM124 226H122V229H124L123 228ZM158 227V228H159ZM166 227V226H165ZM232 227V226H231ZM249 227V226H248ZM256 227H258V226H255V228ZM16 228V229H15ZM18 228V229H19ZM33 228V229H32ZM79 228V227H78ZM89 228H90V226H89ZM126 228V229H127ZM138 228V227H137ZM171 228H172V233H171ZM176 228V229H175ZM205 228V229H204ZM240 228V227H239ZM28 229V230H27ZM77 229V228H76ZM104 229V228H103ZM107 229V228H106ZM146 229V228H145ZM151 229H150V231H151ZM169 229H170V235H169ZM207 229V230H206ZM236 229V228H235ZM245 229V228H244ZM249 229V228H248ZM113 230V229H112ZM112 230L110 231V232H107V233H105L106 235V237H107V234L109 233V235L111 234V235H113L112 234ZM135 230H137V229H135ZM158 230H160V229H158ZM165 230H166V232H165ZM192 230H194V231H192ZM218 230V231H217ZM231 230H232V228H231ZM257 230V229H256ZM20 233H19V232ZM25 231V232H24ZM67 231H69V232H67ZM80 231V230H79ZM89 231V230H88ZM109 231V230H108ZM119 231V230H118ZM122 231H126L125 229L124 230H122ZM146 231V230H145ZM150 231H149V229H147V233H150ZM153 231V232H154ZM161 231V230H160ZM163 231L161 232L162 234H163ZM175 231V232H174ZM177 231V232H176ZM182 231H183V234H182ZM208 231V232H207ZM215 231H217V232H215ZM222 231L224 232V233H222ZM233 231V230H232ZM232 231H230L229 233H231ZM237 231V230H236ZM75 232V231H74ZM85 233H87L86 232V230L84 231ZM100 232V231H99ZM104 232H105V230H104ZM127 232V231H126ZM130 232H128V233H125V234H127V235H130L131 236V234L132 233H130ZM133 232H134V230H133ZM142 232V231H141ZM144 232V231H143ZM153 232L151 231V235L153 234ZM212 232V233H211ZM214 232V233H213ZM242 232V231H241ZM82 233V232H81ZM95 234H96V232H94ZM121 233V231L118 233V234H120ZM145 234V235H149V234ZM159 232H157L156 231V233L155 234H158ZM168 233V234H167ZM217 233V234H218ZM229 233L227 234V235H229ZM233 233V235H236V234H234V232H232ZM256 233V232H255ZM19 234H20V236L22 235V238H20V236H19ZM59 234H61L60 236H59ZM94 234V235H95ZM154 234V235H155ZM185 234V235H184ZM212 234V235H211ZM63 235V236H62ZM68 235V236H67ZM69 235H71V236H73V237H69ZM89 235V234H88ZM98 235V233L96 234V236ZM115 235V234H114ZM133 235V234H132ZM134 235H136V234H134ZM150 235V236H151ZM154 235H152V236H154ZM219 235V234H218ZM227 235H226V237H227ZM238 235V234H237ZM237 235H236V237H237ZM240 235H242V234H240ZM53 236V237H52ZM96 236H94L93 238L95 239H93L91 236V238L90 239H93L92 241H93V243H92V241H90V243H92L93 245L94 244H96L94 247H92V246H90L91 248H95L96 250H97V248H96V246H97V244H99L98 246H101L100 244H101V242H103V241H101V242H99L98 241V239L100 238H98V236L96 237ZM117 236V235H116ZM182 236H184V237H186V238H182ZM211 236V237H210ZM221 236V235H220ZM239 236V235H238ZM248 236V235H247ZM63 237V238H64ZM85 237V236H84ZM105 237V238H106ZM111 236H109V238H110ZM115 237V236H114ZM119 237H120V235H119ZM122 238H120L119 239V241L120 240H122L123 239V236H121ZM148 237V236H147ZM188 237V238H187ZM230 237H231V235H230ZM236 237H231V238H236ZM26 239V241H27V239H28V235H27V237H25ZM47 238H48V241H44V240H47ZM59 238H61L60 240H59ZM77 238V237H76ZM107 239V241H109L110 239H112V238H110V239ZM116 238H118V236L116 237ZM136 238V237H135ZM158 238V237H157ZM164 238V239H163ZM191 238V239H190ZM204 238V237H203ZM212 238H214V239H216V241L213 243V242H209L210 241V239L212 240ZM238 238H240V237H238ZM245 238V237H244ZM51 239V240H50ZM67 239H69L68 241H67ZM74 239V240H73ZM83 239V238H82ZM131 239V238H130ZM149 239V238H148ZM166 239V240H165ZM188 239V240H187ZM229 239V238H228ZM242 239H243V237H242ZM242 239L239 241V240H237L239 243H243L242 242ZM249 239V238H248ZM49 240L51 241V243L49 242ZM115 240V239H114ZM116 240H118V239H116ZM165 240V241H164ZM200 240V241H199ZM230 240V239H229ZM57 241V242H56ZM80 241H81V239H80ZM98 241V242H97ZM156 241H157V239H156ZM155 241V242H156ZM162 241V242H161ZM164 241V242H163ZM166 241H168V242H166ZM183 241H185V243H183ZM206 241V242H205ZM237 241L235 242L234 241V239H233V241H232V243L233 242H235V243H237ZM27 242H29V241H27ZM29 242V243H30ZM88 242V241H87ZM97 242V243H96ZM110 242V241H109ZM112 242V241H111ZM132 242H134V241H132ZM189 242V243H188ZM200 242V243H199ZM220 242V241H219ZM228 242H231V240L230 241H228ZM29 243H27V247L29 248L31 245H29ZM40 243V244H39ZM81 244H82V242H80ZM115 243H116V241H115ZM127 243V242H126ZM154 243V242H153ZM163 243V244H162ZM186 243H187V245H190L191 247H194V248H192V250L194 249L195 251H197L198 253H199V255H197L198 253L197 252H195V251H192L191 252V254H193V255H195V256H192L191 254H189L190 252V248L186 245ZM63 244V243H62ZM80 244V246H83V245H85V246H87L85 243L83 244V245H81ZM103 244V243H102ZM106 244V243H105ZM108 244V243H107ZM155 244V243H154ZM158 244V243H157ZM205 244V245H206ZM226 244H228V245H230L229 243H226ZM234 244V243H233ZM244 244H247V243H244ZM254 244H256V243H254ZM2 245L0 246V250L2 251V249H1V247H2ZM49 245V246H48ZM57 245H59V246H57ZM76 245L74 246V247H76ZM104 245V244H103ZM116 245V244H115ZM152 245V244H151ZM159 245V244H158ZM206 245V246H207ZM222 245H224V243H222ZM236 245V244H235ZM240 245V244H239ZM258 245V244H257ZM25 246H26V244H25ZM37 246V247H38ZM46 245H44V247H45ZM53 246V247H54ZM67 246V245H66ZM85 246H84V248H85ZM137 246V245H136ZM154 246V245H153ZM196 246V247H195ZM27 247H25V250H26V248ZM36 247V248H37ZM46 247V248H47ZM56 247H54V248H51V250H49V252L50 251H52L53 249H54V251L56 250ZM73 247V246H72ZM73 247V248H74ZM89 247V246H88ZM103 247V246H102ZM125 247V246H124ZM129 247V246H128ZM152 247V246H151ZM150 247V248H151ZM160 249H159V248ZM174 247H177V248H175L174 249ZM183 247H185V249L183 248ZM201 247V246H200ZM214 247V246H213ZM221 246H217V248H220ZM24 248V247H23ZM36 248H33V249H30V250H32V252H30V253H28V251H26V254L28 255V254H30L31 255V258H32V261H33V257H32V253L34 252V258H35V261H39V259L37 258V256H38V254L36 253V255H35V251L37 252V250H38V248H37V250H35ZM43 248V247H42ZM66 248V247H65ZM83 248V249H84ZM103 248H105V247H103ZM103 248H102V250H103ZM117 248H120L119 246L117 247ZM122 248V247H121ZM137 248V247H136ZM187 248H189L188 250V253H186V254H184V255H182V253L184 252V251H186L187 252ZM210 248V247H209ZM212 248V247H211ZM222 248V247H221ZM220 248V249H221ZM41 249V248H40ZM77 249V248H76ZM125 249V248H124ZM179 249V251H177L176 252V250H178ZM198 249H200V250H198ZM219 249V250H220ZM4 250V249H3ZM10 250V251H11ZM23 250V249H22ZM21 250V251H22ZM35 250V251H34ZM61 250V249H60ZM78 250H79V248H78ZM95 250V252L99 255V254H101V253H99L100 252V250L97 252ZM123 250V249H122ZM127 250V249H126ZM130 250V249H129ZM180 250H182V251H180ZM212 250V249H211ZM229 250V249H228ZM246 250V249H245ZM247 250H248V248H247ZM8 251V250H7ZM12 251V252H13ZM57 251V250H56ZM55 251V252H56ZM65 251V250H64ZM77 251V250H76ZM84 251V250H83ZM89 251V250H88ZM87 251V252H88ZM105 251V250H104ZM119 251V252H118ZM128 251V250H127ZM127 251H124L123 250V252L121 253L120 252V249H117V252H118V254H120V255H118V254H116V252H115V254L116 255H118V256H116V257H114L113 256V258H112V254L113 255H115L112 251L108 254L107 252V254H108V256H107V258H106V253L105 252H103L102 251V254L101 255H103V253H104V257L103 256H101L100 257V255H99V257H98V255L94 252L93 253V255H92V257H93V259H94V256L95 255H97L96 257H95V259H94V261H96L97 262V260H98V262L100 263V262H102L101 264H110V263H112V262H114V260H116V263H120L121 262V264H123L122 263V261L124 262V264L125 263H127V262H129L131 259H129V257H132V256H130V254L129 253H127ZM203 251V252H204ZM213 251V250H212ZM226 251H227V249H226ZM233 251V250H232ZM260 251V250H259ZM19 252V251H18ZM54 252V253H55ZM58 253H60V251L58 250L57 251ZM75 252V251H74ZM86 252V253H87ZM91 252V251H90ZM124 252H126L127 253V255L129 256L128 258H127V255L124 253ZM137 252V251H136ZM153 252H155V253H157L156 255L153 253ZM206 252H207V250H206ZM209 252H210V250H209ZM209 252H207V255L206 256H208L209 254ZM222 252V251H221ZM1 253V252H0ZM17 253V252H16ZM15 252H13V253H11V255H13V254H15V255H13L14 256V258L16 259L17 258V255L18 254H16ZM23 253L25 254V252L23 251ZM70 253H72V252H70ZM153 253V254H152ZM180 253V254H179ZM212 253V252H211ZM236 253V252H235ZM262 253V252H261ZM20 254V253H19ZM24 254H22L21 253V255L20 256H22V255H24ZM47 254H49V253H47ZM62 254V253H61ZM95 254V255H94ZM111 254V256H109ZM124 254V255H123ZM132 254V253H131ZM137 254V253H136ZM135 254V255H136ZM180 255V257L178 256V255ZM233 254V253H232ZM257 254V253H256ZM26 255V256H27ZM126 255V256H125ZM147 255V254H146ZM145 255V256H146ZM150 255H153V256H150ZM159 255L161 256V261H159V259L158 258H160L159 257ZM211 255H213V253L211 254ZM216 255H218V254H216ZM220 255V254H219ZM16 256V257H15ZM25 256V255H24ZM23 256V257H24ZM73 256V255H72ZM119 256H121V257H119ZM150 256V257H149ZM156 257V259H154V260H156V261H154V260H152V257ZM158 256V257H157ZM205 256V255H204ZM242 256V255H241ZM251 256H252V254H251ZM256 256V255H255ZM254 256V259H256V260H253V257H252V259H250V260H252L253 262H251V263H259V262H262L263 260H264V258H263V260H262V256H260V253H259V255H257V257H255ZM39 257V256H38ZM66 257V256H65ZM68 257V256H67ZM102 257L104 258V259H102ZM110 257V258H109ZM136 257V256H135ZM209 257V256H208ZM247 257V256H246ZM260 257V258H259ZM26 258V257H25ZM25 258H23V260H20L19 259V256H18V260L20 261L19 263H23V264H25V262L26 261H28V259H26L25 260ZM37 258V259H36ZM69 258V257H68ZM77 258V257H76ZM98 258V259H97ZM100 258V259H99ZM117 258V259H116ZM120 258H124L125 260H123V259H120ZM126 258H127V260H126ZM147 258H149V260L147 259ZM163 258V259H162ZM204 258V257H203ZM205 258H207V257H205ZM211 258V257H210ZM209 258V259H210ZM213 258H215V257H213ZM233 258V257H232ZM241 257H239L238 259H240ZM11 259H12V261L14 262V263H16V261H17V259L16 260H13V258L11 257ZM11 259H10V261H11ZM22 259V258H21ZM29 259H30V257H29ZM89 259H90V256H89ZM109 259H113V260H110L109 261ZM158 259V260H157ZM220 260H222V258H219ZM31 260V259H30ZM76 260V259H75ZM99 260H101V261H99ZM103 260V261H102ZM118 260V261H117ZM120 260V261H119ZM122 260V261H121ZM133 260V259H132ZM148 260V261H147ZM215 260L216 259H214V262H215ZM219 260V261H220ZM224 260V259H223ZM222 260V261H223ZM262 260V261H261ZM9 261V263L10 264H14V263H12V261L10 262ZM22 261V262H21ZM24 261V262H23ZM108 261L110 262V263H108ZM147 261V262H146ZM202 261V262H201ZM208 261V260H207ZM219 261H216L215 263L216 264H218V263H220ZM225 261V260H224ZM224 261H223V263H224ZM232 261V259H231V255H230V261H228V263H230ZM233 261H234V264H241V262L238 260V262H240V263H237V262H235V261H237V256H236V259L235 258H233ZM249 261V260H248ZM95 262V263H96ZM226 262V261H225ZM243 262V261H242ZM27 263H31L32 264V262H26V264ZM33 263H35V262H33ZM99 263H97V264H99ZM129 263H131V261L129 262ZM212 264L213 263V261L212 260H210L209 261V264ZM222 263V262H221ZM250 263V262H249ZM250 263V264H251ZM35 264H37V263H35ZM78 264V263H77ZM113 264V263H112ZM114 264H115V262H114ZM132 264H134L133 263V261H132ZM206 264V263H205ZM214 264V263H213Z\"/></svg>","mask_w":264,"mask_h":264}]
</instances>
